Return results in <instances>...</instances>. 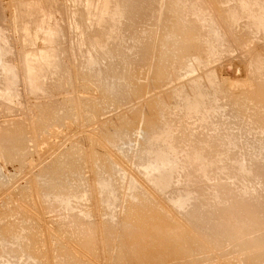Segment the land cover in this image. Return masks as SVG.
<instances>
[{
  "label": "rangeland",
  "instance_id": "1",
  "mask_svg": "<svg viewBox=\"0 0 264 264\" xmlns=\"http://www.w3.org/2000/svg\"><path fill=\"white\" fill-rule=\"evenodd\" d=\"M24 1H25V3H24ZM29 1L30 0H0V39H1L0 40V84H1L0 85V90H1L0 91V136L3 135L0 137V141L2 143H4V144H2L0 142V145H2V146H0V148L2 147L0 149V154H1L0 155V182H1L0 183V245H1L0 251L2 250L0 252V260H1L0 264H2V263L3 264H11V262L8 261L9 259L13 260L12 264H14V262L16 261V259H15L16 254H17V260L18 261H16L15 264H19L20 260H23V261H21V264H24L25 261L28 262V260L30 259L29 257L32 258V256L34 259L32 258L30 260L32 262H29L28 264H31V263L32 264L33 263L34 264H65V263H67V264H123V263L124 264L125 263L130 264L131 262H132V264H138V263L142 264V262H145L144 264H156L157 262H159V264H264V217H263L264 216V212H263L264 211V183H263L264 180L259 178L260 175L262 178H264V175H263L264 174V149H263L264 148V128H263L264 127V106H263L264 105V92H263L264 91V88H263L264 87V84H263L264 83V73H262V72H264V65H263L264 64L263 63L264 62V35H263L264 34V24H263L264 23V21H263L264 20V12H263L264 7L263 6L264 5H262V4H264V0H259V2L257 0H254V1L250 0V2H249V0L248 1H246V0H239V1L238 0H236V1H234V0H231V1L230 0H210V3H209V0H191V1L190 0H183V1L182 0H180V1L179 0H171V1L170 0L169 1L168 0H161V1L160 0H151V1L145 0L148 2L146 9H144L143 7L141 8V6L137 5L138 8H140V9L137 10V13L135 14L136 20H135V18H131L132 21L134 19V21H135V22L133 21L134 23L131 21H128L130 19L129 16L127 17L128 19L125 18L127 16L128 12H126L125 17L121 16L120 19H118L119 20V22H118L117 18H116L117 15L115 16L114 11H111V9H114V10H115V8L117 9L121 5L119 3L123 2L124 0H118V2H117L118 4L115 3L116 0L115 1L114 0H110V1L107 0V2L104 0H102V1L97 0V2L99 4L96 3V0H94V1L91 0L92 3L90 2V0H31L30 2H33V1L36 2L37 1L36 4H37V6L38 5L39 6L38 7L36 6L35 7L36 9L33 8L34 6H28L26 4ZM40 1H42V2L40 3ZM225 1H228L229 3L228 2L226 3ZM237 1H238V3L241 2L240 6L237 3ZM38 2H39V4H38ZM81 2H82V4H81ZM203 2H205V3H203ZM231 2H234V3H231ZM246 2H247V4H246ZM251 2L254 4H252ZM44 3L46 5H42ZM113 3H115V6H116L114 8H112L114 6ZM242 3H245L246 6L244 7V4L242 5ZM260 3H261V5H260ZM22 4H24V7L22 6ZM49 4H50V6H49ZM150 4L152 5V7L150 6ZM228 4H230V5H228ZM249 4L252 6L251 8L248 7V6H250ZM256 4L257 5L259 4L258 7L256 6ZM25 5H27V6H25ZM40 5H42L44 7V9H43L44 11L42 10ZM92 5L94 8L92 7ZM184 5H185V7H184ZM214 5H215V7H214ZM216 5L218 7H216ZM221 5H223V6H221ZM85 6H86V8L88 7V9L91 10V13L88 9L85 8ZM90 6H91V8H90ZM137 6H135V8ZM209 6L212 8H210ZM226 6H227V9L225 8ZM238 6H239V9L237 8ZM255 6L257 8H259V7L260 8L257 10V8ZM261 6L263 7L262 9H261ZM25 7H28L30 9H26ZM47 7H49V8H47ZM108 7H109V10H108ZM110 7H111V9H110ZM230 7L231 8L234 7L233 9H237L239 11H237V10L234 11L233 9L231 11L228 9ZM241 7H243V10ZM254 7L256 8L255 10H253ZM22 8H24V9L22 10ZM45 8H47L48 10L47 9L45 10ZM102 8L104 9L103 13H102ZM181 8L184 10H182ZM202 8H203V10H201ZM224 8H225V12L223 10H221ZM244 8H245V10H246V8H247V10L249 8L253 12V14L252 13L250 14L251 11H247V10L246 11L249 14H246L247 12H245ZM38 9H40V10H38ZM98 9L101 11V13L98 11ZM216 9L217 10L220 9L219 10L220 14L217 13L219 11H217ZM154 10L156 13H154ZM180 10H182L184 12H182ZM212 10H216L217 12L215 13ZM240 10L243 11V13H241ZM23 11L24 12L26 11V15ZM107 11L108 12L110 11V12L107 13V15H106L105 13ZM138 11H140V12H138ZM166 11H168V12L165 13ZM169 11H171V13ZM209 11H210V13H209ZM175 12L177 14H175ZM180 12L182 13V15ZM212 12L214 14H217V15H215V18L213 16H211V17L209 16V15H213ZM229 12L231 13V15ZM93 13H96V14H93ZM150 13H152V14H150ZM233 13L235 14V16L238 19L235 16L234 17L236 19L234 17H232ZM239 13H240V15H239ZM47 14L50 16H48ZM91 14H92V16H91ZM102 14H104L103 18H101ZM170 14L172 16H170ZM222 14H223V16H221ZM88 15H89V19H88ZM95 15H97V16H95ZM148 15H150V16H148ZM246 15H250L252 17L248 16V18H246L245 17ZM38 16H39V18H38ZM98 16H100V17L98 18ZM137 16H139L140 18ZM145 16H147V17H145ZM181 16L184 17V20L182 19L183 17L181 18ZM229 16L231 17V20L237 21L236 24H234V21L231 22V24L232 25L234 24V26H232L231 24L229 25V23H228V25H229L228 27H230V30H229V28H226L227 22L231 21V20L230 21L228 20V19H230ZM131 17H133V16H131ZM35 18H36V21H35ZM113 19L115 20V22L113 21ZM164 19H165V21H164ZM241 19L242 20L244 19V20L240 21ZM38 20H40V22ZM42 20H43V22H41ZM97 20H100V21L97 22ZM110 20H112L113 23L110 22ZM226 20H228V21H226ZM238 20L242 23L238 24L239 23ZM127 21L129 22V24H131V26L128 25ZM161 21L165 22L166 24L161 22ZM185 21L188 22L187 23L188 26H185L187 24H183V23H186ZM211 21H213V23ZM225 21H226V24L223 25L225 23ZM195 22L197 25L196 29L194 26ZM244 22L245 23L249 22L250 24H247V23L245 24ZM106 23H108L109 25H107ZM110 23H112V24H110ZM114 23L116 25L118 24L119 26L118 25H117L118 27L115 26ZM149 23H151V24H149ZM211 23L213 26H214V24H216L213 27L214 31H213V28H210V27H212ZM243 23H244V25H243ZM102 24L105 26L107 25V27H108V28L106 27L107 30L105 29V27H103ZM134 24H136V25H134ZM204 24L206 26H204ZM41 25L44 27V31L47 30L46 28L50 27L51 30H52V28L55 29L54 30L55 32L51 33V32H49L51 30H48L46 32L48 34H46L44 31L42 32V29L40 28V27H42ZM110 25L113 26V28L110 27ZM45 26H46V28H45ZM224 26L228 31H225L226 29L223 28ZM231 26H232L233 30H232ZM235 26H236V29H234ZM166 27H168V28H166ZM187 27H189V28H187ZM199 27L203 28V29H201L202 31L200 29H197ZM251 27H252V29H251ZM56 28H58V29H56ZM109 28L112 30H110ZM139 28L141 29V31H139L140 30ZM170 28H171V30H170ZM216 28H217V30L215 31ZM91 29H93V30H91ZM114 29L118 30L119 32L116 30L113 31ZM152 29H153V31H152ZM100 30H102V31H100ZM109 30L111 32L112 31L115 32V34L113 32L112 33L107 32ZM142 30H144V31H142ZM145 30H146V32H145ZM185 30H186V32H185ZM210 30H211V32L213 31L212 34L210 33ZM104 31L106 32V34H104L105 37L110 36L112 34L110 37H106L109 40H106L104 38L103 34L102 35L99 34V33H104ZM130 31H131V33H130ZM136 31H137V33H136ZM230 31L232 32V35L235 34L233 36L235 37L236 40L232 39L233 36L229 33ZM217 32H219V35H217L218 34ZM43 33L46 35H44ZM161 33H162V35H161ZM138 34H141V35L139 36ZM157 34H158V36H157ZM184 34H187V35H184ZM48 35L51 37H49ZM125 35H127L129 37H127ZM149 35H151V36H149ZM213 35H215V36H213ZM45 36H48L49 38L48 37L45 38ZM97 36H98V38H97ZM99 36L101 39L103 37L101 43L103 44L104 47L106 46L105 48L100 43L101 39L99 38ZM218 36H219V38L222 36L220 38L221 42L219 41V45L221 43V46H219L218 42H216V41H218ZM236 36H237V38H236ZM56 37H58V38H56ZM126 37H127V39H126ZM159 37H160V39H159ZM163 37H165L166 39ZM213 37H215V38H213ZM112 38H114V40ZM145 38L148 41L144 40ZM89 39H90V41H89ZM92 39L94 41H95V39H97V40L99 39V41H97V42H99L98 46H96L97 42H94ZM111 39L113 41H111ZM140 39H142V40H140ZM198 39H200V40H198ZM103 40L106 42H103ZM213 40H215V41H213ZM120 41H121V43H120ZM127 41L128 42L130 41L129 42L130 44ZM145 41H147V42H145ZM215 42H216V44H215ZM87 43L88 44L90 43V44L88 45ZM91 43H93V44H91ZM167 43H168V45H167ZM195 43H196L195 47H197V46L199 47V48L197 47L198 48L197 50L194 49ZM205 43H208L209 46L207 44L204 47ZM211 43L213 45H210ZM120 44H122V45H120ZM91 45H93L94 47L92 46L93 47L92 48ZM216 45H218L219 47H222V48H220L222 50H219L218 46H216ZM107 46H110V47H107ZM207 46H208V48L210 46H212V47L208 49ZM214 46L217 48H214ZM96 47H98V48H96ZM125 47H127L126 50H125ZM163 47H165V48H163ZM170 47L174 48V49L170 50L169 49ZM188 47H189V49H188ZM140 48H143V49H140ZM92 49H96V50L93 52ZM215 49L216 50L218 49V51L215 52L217 54H214ZM210 50L213 51V53H210L211 52ZM39 51L47 52L48 57H49V58H47V60L49 62L46 60V63H45V60L38 58V56H40ZM167 51H169V52H167ZM189 51L192 54L189 53ZM220 51H222V53ZM131 52L133 54H131ZM141 52H143V54ZM182 52H183V55H182ZM185 52H187V53H185ZM87 53H89V54H87ZM164 53H166V54H164ZM168 53H170V54H168ZM32 54L34 55V57ZM184 54H187V55L184 56ZM81 55H82V57H81ZM85 55H87V57H89V59L83 58V57H86ZM188 55L190 58L188 57ZM207 55L210 57H208ZM23 56H24V58H23ZM28 56H30V58H32L34 60L36 58L37 61L36 60L35 61L38 64H40L39 65L40 71L38 70V74H37L38 75L37 77H39V78L36 79L37 80L36 83H32L31 80L28 79V62H27L28 61L27 58L29 59ZM59 57H60V60H58ZM61 57H62V59H61ZM133 57H134V60H133ZM172 57H173V59H172ZM191 57H193L195 59V61H193L194 59ZM50 58L52 59L53 63L51 62ZM92 58L95 62L90 61ZM120 58H123L124 63H123L122 59H120ZM126 58H127V60H126ZM130 58H131V60H130ZM210 58H211V60H213L212 58H215L216 61L215 60L211 61V60H209ZM32 59H29L30 62H35ZM53 59L55 62L53 61ZM168 59H170V60L168 61ZM183 59H186L187 61L190 60L187 63L189 65V67L191 68V71H192L191 66H193L194 64L195 65L193 66V70L194 69H197V70H194L191 72L189 70L190 68L188 67L187 63H184L186 61H184ZM191 59H193V60H191ZM201 59H202V62H201ZM88 60L90 61V63L88 62ZM196 60H199V61H196ZM205 60H208V61H205ZM111 61H112V63H111ZM192 61L194 62V64L192 63L193 65H191ZM59 62H61V63H59ZM87 62H88L89 66L88 65L86 66ZM120 62H122V63H120ZM166 62H167V64H166ZM196 62H198V64ZM100 63H101V65H100ZM131 63H132V65H131ZM199 63H202V64L200 65ZM49 64H51V65L49 66ZM61 64H63V65H61ZM181 64H182V66H181ZM81 65H83V66H81ZM92 65H93V67H92ZM198 65H200V66H198ZM2 66H4V67H2ZM41 66H44V67H41ZM148 66H151V67H148ZM183 66L185 67V69H183V71H185V70H187V71H185V72L182 71ZM58 67H61V68H58ZM143 67H145V68H143ZM41 68L44 70H42ZM51 70L53 72H51ZM120 70L122 73L120 72ZM35 71H36V69L34 70V72ZM45 71H47V72H45ZM55 71H59V72H55ZM92 71L94 72V74ZM188 71H189V74H188ZM209 71H210V73H208ZM167 72H169L170 74ZM182 72L185 74L184 76H182V74H183ZM61 73L63 74V76ZM164 73H167V74H164ZM207 73H208V76H207ZM257 73H259L260 75ZM121 74H123V75H121ZM160 74H162V76ZM178 74H181V75H178ZM90 75H92V76H90ZM64 76H66V77H64ZM169 76H170V78H169ZM97 78L101 79V80H98ZM200 78H202L203 81ZM56 79L58 81H56ZM48 80L49 81L51 80V81L49 82ZM115 80H118L120 82V84H121V82H122V84L124 82V85L126 86V88H128L129 94L125 95L126 96V97L124 96L125 98L120 96L119 92H118L119 93V95H118V93L116 92L115 89H114L115 92L113 91V89L111 90V88H113V86L117 87L120 85L119 82L115 81ZM164 80H165V82H164ZM191 80H193V81H191ZM195 80H196V82H195ZM42 81H43V83H42ZM200 81H202V82H200ZM45 82H47V84H45ZM106 82H107V84H106ZM114 82L115 83L118 82L119 85L114 84ZM180 82H182V83L180 84ZM195 84H196L197 88L194 87ZM209 84H210V86H209ZM256 84L257 85L262 84V85L257 86ZM39 85H41V86H39ZM42 85H44V86H42ZM159 85H161V86H159ZM206 85H208V86L206 87ZM34 87H35V89H34ZM119 87H122V85H120ZM144 87L146 89H144ZM184 87H185V89H188V90L182 89ZM188 87H190V88H188ZM219 87H220V89H219ZM259 87H261V88H259ZM51 88H53V89H51ZM100 88L102 90H100ZM216 88H217V90H216ZM42 89H44V90H42ZM260 89H263V91L261 90V93L259 91ZM139 90H140V92H139ZM193 90H195V91H193ZM197 90H198V93H197ZM218 90H220V91H218ZM105 91H107V92H105ZM141 91H142V93H141ZM144 91H145V93H144ZM156 91H158V92H156ZM188 91L190 93L192 92L191 93L192 95L191 94L189 95ZM214 91H216V92H214ZM254 91H256V92H254ZM132 92H133V94H132ZM136 92L137 93L139 92L138 95ZM219 92H220V94H219ZM195 93L197 94V96H195L196 95ZM258 93H260V94H258ZM152 94H153V96H152ZM206 94L209 96H207ZM262 94H263V96H262ZM131 95H133V97ZM140 95H141V97H140ZM127 96H128V98H127ZM158 96H160L159 97L160 100H159ZM204 96H207V97H204ZM257 96H259V97H257ZM69 97L73 98L74 100H72ZM90 97L92 100H88ZM134 97H136V98H134ZM194 97H195V99H194ZM201 97H202V99H201ZM209 97L210 98L212 97V99H210ZM119 98H121V99H119ZM142 98H143V101H142ZM190 98H191V100H190ZM184 99H186V101ZM70 100H72V101H70ZM152 100L155 103H157V101H158L157 105H159V106H155L153 108L152 112H154L153 114L155 117L153 116V114L151 112V117H153V118L158 117L157 120L152 118L154 120L155 126L152 124L153 120L151 119V117L149 118V120H146V119H148V116H150L147 111L150 110L151 104H154V103H150V102H152ZM200 100H201V102H198ZM191 101H194V102H191ZM257 101H258V103H256ZM212 102H213V104H212ZM259 102H263V103H259ZM52 103H53V105H51ZM169 103L172 104L171 105L172 107L170 106ZM205 103H207V104H205ZM208 103H211V104H208ZM36 104L38 106H36ZM143 104H144V106H143ZM54 105H55V107H54ZM165 106H166V108H164ZM178 106H180V108H178ZM181 106H182V108H181ZM183 106H185V107H183ZM206 106H208V107H206ZM91 107L94 109H92ZM233 107H235V108H233ZM50 108H53V109H50ZM96 108H98V109H96ZM184 108H186V109H184ZM194 108L196 110H199L198 113ZM231 108L234 110H231ZM140 109H142V110H140ZM187 109H189V110H187ZM192 109H194V110H192ZM211 109H212V111H211ZM214 109L216 112L214 111ZM86 110H89V111H86ZM204 110H206L207 112H204ZM236 110H237V112H236ZM50 111H51V113H50ZM92 111H93V113L90 114V112H92ZM192 111H194V112H192ZM224 111H226V113ZM232 111H233V113H232ZM175 112H176V114H175ZM44 113H45V116H44ZM48 113L50 116L48 115ZM182 113H184V114H182ZM199 113H200V115L201 114L202 115L200 116ZM204 113H206V114H204ZM52 114H53V116H51ZM87 114H88V116H87ZM163 114H164V116H161ZM156 115H159L160 118H159V116H156ZM58 116L60 118H58ZM124 116L127 118L122 119L121 117H124ZM183 116H185V117H183ZM118 118H120V119H118ZM131 118H132V120H131ZM128 119L131 122V124H130L131 127H130V125L127 126L128 128H130L129 130L126 128L127 132L129 134L124 133L125 134L124 135L121 132V130L123 128L122 126L124 124L122 123V125H121L120 121L127 123L129 121ZM171 119L173 120V122ZM155 120L158 123L157 122L155 123ZM133 121H134V123H132ZM147 121L149 124L148 126H150L151 124L154 126V127L151 126L152 131L150 130V134H152L153 136L148 135L149 133H147V135L145 134V132H149L148 130L150 129L149 127L147 128V126L143 127L144 124H146L145 122H147ZM150 122H152V123H150ZM168 122H170V123H168ZM183 122L186 125L182 124ZM40 123H42L43 125L42 124L40 125ZM115 123L116 124L119 123V124L116 126ZM164 123H165V125H164ZM171 123L174 125H172ZM156 124H158L157 127H156ZM168 124L170 125L171 128L169 127ZM177 124H179V125H177ZM38 125H40V126H38ZM162 125H164V126H162ZM110 126L115 127L116 130L119 129L118 130L119 134H121L120 137L118 135V131L113 130V132H115V134L113 132H111L113 128ZM199 126H200V128H199ZM142 127H143V130L141 131ZM165 127H167V128H165ZM181 127L182 128L184 127V128L182 129ZM108 128L110 130H108ZM187 128H188V130H187ZM258 128H260V129H258ZM144 129H148V130L144 131ZM161 129H162V131H161ZM170 129H171V131H170ZM172 129H174L176 132L172 131ZM185 129L188 132H186ZM200 129H201V131H200ZM3 131H5V132H3ZM158 131H159V133H158ZM160 131L163 133V135ZM259 131H260V133H259ZM154 132H156V133L153 134ZM190 133H193L194 135L190 134ZM14 134L16 137L14 136ZM111 134L113 136H115V139ZM116 134L118 137L116 136ZM259 134H261L262 136ZM126 135L127 136L129 135V137H126ZM157 135H159L160 137L158 138ZM172 135H174V136H172ZM192 135H193V137H192ZM202 135L204 138L202 137ZM205 135L207 136V138H205L206 137ZM10 136H11V139H10ZM110 136H112L114 141L112 140V138ZM148 136H150L149 137L150 139L148 138ZM154 136H157V137H154ZM122 137H124L126 141L123 142L124 138L120 139ZM168 137L172 141L169 142L168 140H170V139ZM1 138H2V140H1ZM6 138L8 141L6 140ZM216 138H218V139H216ZM221 138H223V139H221ZM18 139L19 140L21 139V140L19 141ZM22 140H23V142H22ZM149 140L152 142L154 141L152 146H151V144H149V146H147V144L150 142ZM164 140H166V142H162ZM194 141L195 142L197 141V142L191 143ZM152 142H150V143H152ZM21 143H23V144H21ZM197 143H199V144H197ZM252 143H253V146H252ZM17 144H18V147H17ZM156 144L157 145L159 144L161 146L158 145L156 147L155 146ZM4 145H6V146H4ZM113 145H115L116 148ZM168 145H170V146H168ZM171 145L172 146L174 145L173 148L175 149L176 152L173 151L174 149L171 147ZM8 146L10 147L9 149H8ZM19 146L21 148H19ZM154 146L156 147V149ZM189 146H191V147H189ZM199 146L203 149H201ZM72 147H74V148H72ZM149 147L152 149V151H151L152 153H150L151 149ZM168 147H171L172 149L171 148H169V149L172 150L173 153L179 154L180 157H177L178 155L177 154L175 155L173 153L172 154L174 156L172 157V154H171L172 151L168 150ZM217 147H218V149H217ZM222 147H224V148H222ZM237 147H239V148H237ZM5 148L7 150H5ZM121 148H123V149L121 150ZM163 148H164V150H165V148H167V150H168V151L166 150L167 153H164L166 151H164ZM73 149H74V151H73ZM157 149L159 150V152H156ZM161 149H162L163 153L161 152ZM180 149H182V150H180ZM190 149L191 150L193 149L194 152H193V150L190 151ZM211 149H212V151H211ZM235 149H237V150H235ZM195 150H196V152L198 151L197 153H198L199 157L196 156L197 153H195ZM12 151H14V152L12 153ZM140 151H143V152H140ZM199 151L202 153V156H201V153ZM62 152L64 155L62 154ZM144 152H145V154H144ZM183 152H185V153H183ZM8 153L9 154L12 153V154L9 155ZM146 153H149V154H146ZM188 153H189V155H188ZM192 153L194 154V156H195L194 158L196 159V161L199 160V161H197V166H196V164L195 165L193 164L196 162H194L195 159L191 155ZM241 153L242 154L244 153V154L242 155ZM6 154H8V155H6ZM140 154L142 157H140ZM221 154H222V156H220ZM144 155L147 157L145 158ZM151 155H153L152 158L149 157ZM162 155L165 158L164 164L167 165L168 169L171 168L168 170V175H167V173H165L167 171H164L165 170L164 168H162V169H164V170H162L161 168L154 167V166L159 165V162L157 160H155L154 158H157L159 161L161 160L160 164H162V162L164 160V158H162L163 157ZM143 156L145 159H143ZM184 156H186V157H184ZM187 156H189V157H187ZM21 157H23L24 159ZM169 157L171 159L172 158L175 159V161L172 159L173 161L171 162ZM201 157L204 158V160H202ZM231 157H232V159H231ZM29 158L31 161L29 160ZM139 158H142V159H139ZM187 158H188V162L186 161ZM190 158H192V160ZM208 158L213 159V161H217L215 163L213 161H211V162H213V165L216 164V166H213L212 163L211 164L207 163L210 166H212L213 169L209 165H207L206 162L204 163V161L210 162V160H208ZM56 159H58V160L55 161ZM205 159H207V160H205ZM258 159H260V160H258ZM142 160H146V161L150 160L151 162L150 161H147V162H150L153 164L148 165V163L146 161L142 162ZM153 160H155V161H153ZM225 160H227V161H225ZM229 160L232 161V162H230V165H229ZM235 160H236V163L237 162L239 163V164L237 163L238 167L235 166L236 165ZM255 160L257 161V163ZM16 161H18V162H16ZM60 161L63 163V165H61L62 163L59 164ZM178 161H179V163L177 164ZM180 161H181V164L185 163L184 164V165H186L185 167H187V166L188 167L185 168L184 166H182L180 164ZM192 161H193L192 165H194V167H192L191 164H190V166L187 165V164H189V162L191 163ZM233 161H234V163H233ZM239 161H241L242 164H240L241 162H239ZM156 162L158 164L155 165L154 163H156ZM173 162H175L176 164ZM70 163H73V164L69 165ZM142 163H143V166H145V167H142ZM203 163H204V165H203ZM255 163L259 164V165L261 164L260 167H262V166L263 167L262 168L257 167L258 165H256ZM52 164H53V166H51ZM145 164H147V165H145ZM179 164L181 167L178 166ZM199 164H200V166H199ZM217 164H219V165H217ZM233 164H235L234 167H233ZM243 164H244V166H240ZM64 165H65V167H64ZM172 165L175 166V170L173 169L174 167L172 168ZM38 166H40V167H38ZM96 166H98L99 168ZM107 166H108V168H107ZM136 166H138L139 169H137ZM148 166L151 169L152 168L153 169L155 168L156 170L158 169L157 172L154 171L155 169L151 170ZM217 166L220 167V169ZM221 166H223L224 170L222 169ZM239 166L241 168H239ZM246 166L249 168H247ZM115 167H117V168L115 169ZM176 167H177V169H176ZM195 167L197 168V170L200 171V174H201V172L204 171L202 173V176L206 175L207 177L204 176L206 179L203 177L204 180H201L202 176L200 174H198L199 171H196ZM199 167L200 168L201 167L202 168L203 167L204 168L210 167V168H208V169L206 168V170L203 168L201 170ZM255 167L258 168V171H257V168L255 170ZM55 168L58 169V172H57V169H55ZM183 168L186 170V172ZM236 168H238V169L236 170ZM242 168H243L246 176H244L245 174H243L244 173L243 170H240ZM259 168L263 171H261ZM98 169H100V170H98ZM143 169L144 170L147 169V170L144 171ZM187 169H188V172H187ZM218 169L220 171L222 170L221 173ZM225 169H226V171H225ZM232 169H234V170H232ZM245 169H248V171H246ZM249 169L250 170L252 169V170L249 171ZM110 170H112V171H110ZM138 170H140V171H138ZM160 170H162L161 172H164L163 178H164L165 182L167 181L165 179L170 178V176L172 177V174H175V173L177 174L176 177L174 175V177H175L174 180H172V178H170L168 180L169 182L168 181L166 182L167 185H169V187H167V185H165L164 182L163 183L161 182V181H163V178L161 179L163 173L162 174L160 173L161 177H159L158 173L160 172ZM166 170H167V168H166ZM183 170H184V172H183ZM49 171H51V172H49ZM59 171H61V172H59ZM141 171H142V174H141ZM152 171H154V172H152ZM229 171H230V173H229ZM231 171L232 172L238 171V172H234V174H232ZM239 171L240 172L242 171V172L240 173ZM255 171H257V172L260 171L259 172L260 175L255 173ZM111 172H112V175H111ZM150 172H152V174L154 173L153 174L154 176L153 175L151 176ZM170 172L172 174L169 175ZM193 172H194L195 178L193 176H192V178H190L191 175H193ZM207 172H209L211 175H209V173H207ZM50 173H51V175H50ZM146 173H147V175H146ZM148 173H149V175H148ZM180 173H182V174H180ZM183 173H186V174L183 175ZM204 173H206V174H204ZM239 173L241 174L242 177L243 176H244V178L246 177L244 179L245 181L241 180L239 182L240 184L237 182V179H238V181L240 179H242L241 177H239L240 176ZM143 174L146 176H143ZM155 174H157V175H155ZM178 174H179V176H178ZM188 174L189 175L191 174V175L189 176ZM215 174H216V176H215ZM228 174H230L234 179L231 178V176ZM250 174H251V176H250ZM58 175H59V177H57ZM97 175H99V176H97ZM185 175L188 177L189 180L186 179L187 177ZM219 175H220V177H219ZM118 176H119V178H118ZM148 176H149V179L154 177V179H151V180H155L156 182H159V183L161 182V183L156 184L155 181H154L155 183L152 182L151 180H149L150 182L147 181ZM155 176H158L161 179V181H159L160 179L158 177H155ZM167 176H169V177H167ZM199 176H201L200 179H199ZM208 176H211L212 178L210 177V179H209ZM41 177H43L45 180ZM98 177L100 178V182L103 180L101 185H98V184H100V182H98L99 181ZM236 177H238V178L235 179ZM95 178H97V179H95ZM156 178H157V180H156ZM177 178L179 180H176ZM196 178H197V181L195 180ZM247 178H252L255 181L251 180V179H247ZM192 179H194V180H192ZM259 179H260V181H259ZM61 180L63 182H61ZM120 180H122V181H120ZM170 180H172V182ZM205 180H207V182ZM234 180H235V182H234ZM248 180H250V181H248ZM199 181H201V183ZM181 182H183V183L180 184ZM243 182L246 183L244 187L246 188V185H247L246 189L248 191L244 187H241V189H240V186L244 185ZM65 183H66V185H65ZM150 183L155 184V186H153ZM204 183H208V184L205 185ZM47 184L50 186V188L47 186ZM162 184L164 185V187ZM170 184H172V185L170 186ZM238 184H239V186H238ZM252 184L254 185V187ZM59 185H61V186H59ZM104 185H106L105 188L103 187ZM107 185H109V186H107ZM156 185L160 186L161 188L163 187L162 189H160L158 187V189L162 190L163 192L158 190L156 188L157 187ZM101 187L103 188V191H101L102 190ZM165 187L167 188V190H165L166 189ZM198 187H199V190L197 189ZM71 188H73V189L71 190ZM107 188L109 190L108 193L106 190ZM236 188H238L239 190H237ZM81 189H83V190H81ZM94 189H96V190H94ZM104 189L106 190V192ZM250 189L253 192H251ZM62 190H63V192H62ZM98 190H100V192ZM215 190H217V191L215 192ZM254 190L256 191V193L254 192ZM76 191L79 194L76 193ZM133 191L134 192L136 191V192L134 193ZM177 191L179 194L182 193V195H184V196H182L181 194L178 195ZM188 191H190L192 194ZM64 192H66L68 194V196L70 194V196L68 197L69 199L66 198L67 195L65 196L66 193L64 194ZM72 192H74V194ZM80 192H82V193L80 194ZM184 192L187 194L188 197H190L191 200L190 201L188 200L189 202L186 199L184 200V197L189 199L187 196H185L186 194ZM240 192H241V194H240ZM245 192L246 193L250 192V193L246 194ZM112 193H114V194L116 193L115 194L116 199H112V200L110 199V198H112V196H113V198L115 197V195ZM171 193L172 194L177 193L180 200L179 199H177V200L170 199L172 197ZM252 193H253V195H252ZM54 194L56 196H54ZM218 194L220 196L221 195L222 196L220 197ZM77 195H78V197H77ZM101 195H102V199L106 198L105 199L106 201L110 200L108 203L112 202L111 205L115 202L117 203V204H115V207H114V205H112L113 210H111L112 207H111V209L108 208L111 205H109L106 201H105L106 204L102 203V202H101L102 204H100V202H99L100 200L98 201V199L101 198L100 197ZM103 195H105L106 197L105 196L103 197ZM107 195H108V197H110V198H108L109 200H107ZM175 195L176 194H173V196H175ZM177 195L175 197H172V198L176 199ZM191 196H192V198H191ZM250 196H251V198H250ZM180 197L183 198V201H187V202H182ZM243 197H245V198L243 199ZM52 198L53 199L56 198V199L53 200ZM57 198H59V199H57ZM60 198H62V199L60 200ZM73 198H74V200H73ZM168 198L170 200H168ZM138 199H139V201H138ZM143 199L146 201V203ZM200 199H201V202H200ZM205 199H207V200H205ZM242 199H243V201H242ZM58 200H60V201H58ZM68 200H71V201L68 202ZM234 200H235V202H234ZM77 201H79V202H77ZM170 201H171V203H169ZM174 201L177 202L176 206L174 205V203H175ZM178 201H180V203ZM239 201H241V202H239ZM103 202H104V200H103ZM142 202H144V203H142ZM47 203H49L51 205H48ZM72 203H74V204H72ZM138 203H140V204H138ZM178 203H179V205L180 204L181 205L179 206ZM185 203H187V204H185ZM52 204H53V207H52ZM103 204H105V205H103ZM197 204L198 205L200 204L198 208L196 207V206H198ZM254 204H255V206H254ZM260 204H262V205H260ZM63 205H64V207H62ZM101 205L103 208H101ZM136 205H137V207H139V205H141V207L142 206L144 207V205H146L148 207H147V209H145L146 207L145 208L142 207L143 208V211H142L141 208L135 207ZM212 205H215V206H213L214 208L212 207ZM241 205H242V207H241ZM133 206H134V208H133ZM178 206L181 208L182 211L178 210V209H180V208H178ZM225 206H227V207H225ZM49 207H51V208H49ZM71 207L73 208V210ZM81 207H82V209H81ZM105 207H107V208H105ZM131 207L133 209H131ZM255 207H256V209H255ZM186 208L188 210L184 211L183 209L186 210ZM105 209H108V212L110 210V213L107 212L105 214V212L107 211ZM224 209H226V211ZM238 209H239V211H238ZM247 209L251 212L253 210V212H254V215H252L253 219L248 218L249 221L246 219L247 217H245L246 213L243 214V212H245ZM68 210H69V212H68ZM210 210H211V212H210ZM236 210L238 211V213ZM133 211H135V212H133ZM189 211H191V212H189ZM194 212H195L196 216L194 215ZM253 212H252V214H253ZM155 213H156V215H155ZM190 213H191V215H190ZM240 213L243 214V216H241ZM109 214L111 215V217H109L110 216ZM236 214H238V215H236ZM105 215H107V216H105ZM113 215H114V217H113ZM257 215H259V216H257ZM190 216H192V217H190ZM193 216L195 217V219ZM254 216H256L257 218L255 219ZM240 217L241 218L244 217V219H242V220H244V222L247 223V221H248L249 224L251 223L250 226L248 225V223L246 224V226L243 225L245 223L240 219ZM76 218H79V219L77 220ZM163 219H164V221H162ZM106 221H107V223H106ZM161 222H162V224H161ZM163 222L165 224H163ZM210 222H212V223H210ZM225 222L228 223V225H226ZM208 225H209V227H208ZM8 226H11V227H8ZM139 226H141V227H139ZM160 227L162 228V231L160 230L161 229ZM156 229H158V230H156ZM15 230H16V232H15ZM155 230H156V233H155ZM163 230H164V232H163ZM199 231H201V232H199ZM139 232L141 235L139 234ZM14 233H15V235H13ZM160 233H161V235H159ZM175 233H177V234L180 233V234L177 235ZM168 234H170V235L173 234L175 236L172 237L173 235L170 236ZM133 235H136V236H133ZM138 235H140V236H138ZM143 235H145L144 238H143ZM176 235L178 238L176 237ZM190 235H192V236H190ZM5 236L7 238H5ZM10 236H13V237L11 238ZM185 236H187L189 238H187ZM24 237H26V238H24ZM135 237H137L139 240H136ZM162 237H165V238H162ZM142 238L144 241L140 240ZM185 238H186V240H185ZM11 239H12V241H10ZM134 239H135V241H134ZM178 239H179V241H177ZM16 240H18V241L16 242ZM159 240L163 241V242H160ZM170 240L172 242H170ZM2 241H4V242H2ZM133 241L134 242L138 241L137 245ZM142 241L146 242V243L143 244ZM140 242H141V244H140ZM166 242H168V243L166 244ZM17 244H18V246H17ZM165 244H166V246H165ZM140 245H141V247H140ZM4 246H6V247H4ZM155 246H157V247H155ZM142 247H143V249H142ZM13 248H15V249H13ZM127 248H128V250H127ZM131 248H133V250ZM137 248H139V249H137ZM149 248H150V251L152 253L148 250ZM146 249H147V251H146ZM176 249H177V251H176ZM160 250H162V251H160ZM144 251L146 252V255H145ZM158 251L161 252L162 254L159 253ZM169 251H171V252H169ZM138 252H141V253H138ZM164 252H167V253H164ZM3 254H4V256H3ZM127 254H128V256H127ZM136 254H137V257H136ZM153 254L155 257L153 256ZM8 255L10 258L8 257ZM25 255H27V256L29 255L28 260H27ZM156 255H157V258H156ZM6 256H7V259H6ZM139 256L142 258L143 257L144 258L146 257V258L140 259ZM151 256H153L154 258L152 259ZM148 258H150V259H148ZM161 259H163V260H161ZM3 260H4V262H3ZM134 260H135V262H133ZM144 260H146L147 262ZM138 261H141V262H138ZM151 261H153L155 263H153V262L151 263ZM42 262H44V263H42Z\"/></svg>",
  "mask_w": 264,
  "mask_h": 264
},
{
  "label": "bare ground",
  "instance_id": "2",
  "mask_svg": "<svg viewBox=\"0 0 264 264\" xmlns=\"http://www.w3.org/2000/svg\"><path fill=\"white\" fill-rule=\"evenodd\" d=\"M30 1H31V0H30ZM30 1L27 2L26 4H27L28 6H34L33 8H35V7L37 6V4H36L37 1H36V2H35V1L30 2ZM92 1H94V0H92ZM98 1H99V0H98ZM100 1H102V0H100ZM104 1L107 2V0H104ZM108 1H110V0H108ZM114 1H115V0H114ZM143 1H144L145 3H144ZM150 1H151V0H150ZM160 1H161V0H160ZM168 1H169V0H168ZM170 1H171V0H170ZM179 1H180V0H179ZM182 1H183V0H182ZM190 1H191V0H190ZM230 1H231V0H230ZM234 1H236V0H234ZM238 1H239V0H238ZM238 1H237V3H238ZM246 1H248V0H246ZM253 1H254V0H253ZM257 1L259 2V0H257ZM41 2H42V1H40V3H41ZM43 2H44V1H43ZM84 2H85V1H84ZM84 2H83V3H84ZM90 2H91V0H90ZM90 2H89V3H90ZM117 2H118V0H116L115 3H117ZM154 2H155V1H154ZM154 2H153V3H154ZM175 2H176V1H175ZM225 2L227 3L228 1H225ZM249 2H250V0H249ZM258 2H257V3H258ZM24 3H25V1H24ZM49 3H50V2H49ZM86 3H87V2H86ZM91 3H92V2H91ZM91 3H90V4H91ZM96 3H98L97 0H96ZM96 3H95V4H96ZM115 3H113L114 6H113L112 8L116 7V6H115ZM147 3H148V2L145 1V0H124L123 2L119 3V4H121V5H120L117 9L115 8V10H114V9H111V7H110V9H111V11H114V15H115V16L117 15L116 18H117V21H118V22H119L118 19H120L121 16H123V17L126 16V15H125L126 12H128V13H127V16H126L125 18H127V17L129 16L130 19H129L128 21L133 22L134 19H133V21H132L131 18H135V17H136L135 14L137 13V10L140 9V8H138V6H141V8L143 7L144 9H146ZM149 3H150V2H149ZM178 3H179V2H178ZM178 3H177V4H178ZM181 3H182V2H181ZM192 3H193V2H192ZM203 3H205V2H203ZM209 3H210V0H209ZM213 3H214V2H213ZM226 3H225V4H226ZM228 3H229V2H228ZM231 3H234V2H231ZM231 3H230V4H231ZM240 3H241V2H240ZM240 3H238L239 6H240ZM251 3H252V2H251ZM251 3H250V4H251ZM20 4H21V3H20ZM38 4H39V2H38ZM75 4H76V3H75ZM81 4H82V2H81ZM84 4H85V3H84ZM98 4H99V3H98ZM102 4H103V3H102ZM117 4H118V3H117ZM183 4H184V3H183ZM197 4H198V3H197ZM230 4H228V5H230ZM238 4H237V5H238ZM243 4H244V7H245V6H246L245 3H242V5H243ZM246 4H247V2H246ZM250 4H249V5H250ZM252 4H254V3H252ZM27 5H25V6H27ZM42 5H46V4L44 3V4H42ZM42 5H40V6H41V8H42V10H43L44 7H43ZM47 5H48V4H47ZM137 5H138V6H137ZM155 5H156V4H155ZM155 5H154V6H155ZM158 5H159V4H158ZM162 5H163V4H162ZM178 5H179V4H178ZM217 5H218V4H217ZM217 5H216V7H218ZM258 5H259V4H258ZM258 5L256 4L257 7H258ZM260 5H261V3H260ZM262 5H264V4H262ZM22 6L24 7V4H22ZM38 6H39V5H38ZM38 6H37V7H38ZM49 6H50V4H49ZM87 6H88V5H87ZM110 6H111V5H110ZM117 6H118V5H117ZM135 6H137V7H136L137 9L135 8ZM150 6L152 7L151 4H150ZM198 6H199V5H198ZM221 6H223V5H221ZM224 6H225V5H224ZM231 6H232V5H231ZM233 6H234V5H233ZM239 6L237 7L238 9H239ZM253 6H254V5H253ZM256 6H255V7H256ZM88 7H89V6H88ZM88 7L86 8V6H85L86 9H88ZM92 7H93V5H92ZM100 7H101V6H100ZM160 7H161V6H160ZM167 7H168V6H167ZM184 7H185V5H184ZM202 7H203V6H202ZM209 7H210V6H209ZM214 7H215V5H214ZM234 7H235V6H234ZM234 7H232V8L230 7V8H228V9L232 11V9H233ZM248 7L251 8L252 6L250 5V6H248ZM255 7H254V9H253V8H252V9L255 10V9L257 8V7L255 8ZM263 7H264V6H263ZM263 7L261 6V9H262ZM25 8H26V9H30V8H28V7H25ZM39 8H40V7H39ZM41 8H40V9H41ZM47 8H49V7H47ZM47 8H45V10H46ZM90 8H91V6H90ZM93 8H94V7H93ZM190 8H191V7H190ZM193 8H194V7H193ZM203 8H204V7H203ZM203 8H202L201 10H203ZM210 8H212V7H210ZM220 8H221V7H220ZM225 8L227 9V6H226ZM225 8H224V9H221V10H223V11L225 12ZM241 8H242V10H243V7H241ZM241 8H240V9H241ZM249 8H248V10H247V8H246V10H247V11H251ZM259 8H260V7H259ZM259 8H257V10H258ZM23 9H24V8H22V10H23ZM35 9H36V8H35ZM40 9H38V10H40ZM96 9H97V8H96ZM147 9H148V8H147ZM150 9H151V8H150ZM154 9H155V8H154ZM181 9H182V8H181ZM194 9H195V8H194ZM206 9H207V8H206ZM38 10H37V11H38ZM47 10H48V9H47ZM88 10H89L90 13H91V10H90V9H88ZM108 10H109V7H108ZM151 10H152V9H151ZM165 10H166V9H165ZM168 10H169V9H168ZM182 10H184V9H182ZM182 10H180V11H182ZM191 10H192V9H191ZM216 10H217V9H216ZM216 10H212V11H214V12L216 13V12L219 11L220 9L217 10V11H216ZM229 10H228V11H229ZM233 10L236 11L237 9H233ZM244 10H245V8H244ZM246 10H245V12H247ZM31 11H32V10H31ZM35 11H36V10H35ZM43 11H44V10H43ZM49 11H50V10H49ZM98 11L101 13V11H100L99 9H98ZM143 11H144V10H143ZM158 11H159V10H158ZM174 11H175V10H174ZM231 11H230V12H231ZM237 11H239V10H237ZM240 11H241V10H240ZM261 11H262V10H261ZM23 12H24V11H23ZM39 12H40V11H39ZM46 12H47V11H46ZM46 12H45V13H46ZM103 12H104V9L102 8V13H103ZM109 12H110V11H109ZM109 12L107 11L105 14L107 15V13H109ZM138 12H140V11H138ZM160 12H161V11H160ZM167 12H168V11H166L165 13H167ZM169 12L171 13V11H169ZM177 12H178V11H177ZM182 12H184V11H182ZM195 12H196V11H195ZM221 12H222V11H221ZM230 12H229V13H230ZM263 12H264V11H263ZM24 13H25V15H26V11H25ZM90 13H89V14H90ZM144 13H145V12H144ZM154 13H156L155 10H154ZM178 13H179V12H178ZM180 13H181V12H180ZM204 13H205V12H204ZM209 13H210V11H209ZM212 13H213V12H212ZM217 13L220 14V11L217 12ZM234 13H235V12H234ZM234 13L232 14V15H233L232 17L235 16ZM236 13H237V12H236ZM241 13H243V11H241ZM251 13L253 14L252 11L250 12V14H251ZM27 14H28V13H27ZM42 14H43V13H42ZM84 14H85V13H84ZM87 14H88V13H87ZM87 14H86V15H87ZM93 14H96V13H93ZM150 14H152V13H150ZM175 14H177V13L175 12ZM237 14H238V13H237ZM246 14H249V13L247 12ZM29 15H30V14H29ZM35 15H36V14H35ZM47 15H48V14H47ZM103 15H104V14L101 15V16H102L101 18H103ZM106 15H105V16H106ZM179 15H180V14H179ZM181 15H182V13H181ZM185 15H186V14H185ZM190 15H191V14H190ZM215 15H217V14H214V13H213V15H209V16H210V17L213 16V17L215 18ZM230 15H231V13H230ZM239 15H240V13H239ZM30 16H31V15H30ZM48 16H50V15H48ZM48 16H47V17H48ZM84 16H85V15H84ZM91 16H92V14H91ZM95 16H97V15H95ZM131 16H133V17H131ZM148 16H150V15H148ZM154 16H155V15H154ZM160 16H161V15H160ZM160 16H159V17H160ZM170 16H172V15L170 14ZM177 16H178V15H177ZM188 16H189V15H188ZM218 16H219V15H218ZM221 16H223V14H222ZM241 16H242V15H241ZM241 16H240V17H241ZM243 16H244V15H243ZM248 16H249V17H252V16H250V15H246L245 17L248 18ZM42 17H43V16H42ZM99 17H100V16H98V18H99ZM137 17H139V16H137ZM142 17H143V16H142ZM145 17H147V16H145ZM167 17H168V16H167ZM182 17H183V16H181V18H182ZM189 17H190V16H189ZM198 17H199V16H198ZM201 17H202V16H201ZM235 17H236V16H235ZM235 17H234V18H235ZM36 18H37V17H36ZM36 18H35V21H36ZM38 18H39V16H38ZM96 18H97V17H96ZM101 18H100V19H101ZM105 18H106V17H105ZM116 18H115V19H116ZM139 18H140V17H139ZM177 18H178V17H177ZM190 18H191V17H190ZM190 18H189V19H190ZM206 18H207V17H206ZM206 18H205V19H206ZM219 18H220V17H219ZM229 18H230V19H228V20L230 21V20H231V17L229 16ZM236 18H237V17H236ZM236 18H235V19H236ZM33 19H34V18H33ZM43 19H44V18H43ZM49 19H50V18H49ZM88 19H89V15H88ZM127 19H128V18H127ZM127 19H126V20H127ZM148 19H149V18H148ZM159 19H160V18H159ZM165 19H166V18H165ZM165 19H164V21H165ZM175 19H176V18H175ZM182 19L184 20V17H183ZM193 19H194V18H193ZM193 19H192V20H193ZM222 19H223V18H222ZM237 19H238V18H237ZM135 20H136V18H135ZM146 20H147V19H146ZM183 20H182V21H183ZM228 20H226V21H228ZM243 20H244V19H243ZM243 20L241 19L240 21H243ZM15 21H16V20H15ZM38 21L40 22V20H38ZM95 21H96V20H95ZM98 21H100V20H97V22H98ZM105 21H106V20H105ZM108 21H109V20H108ZM113 21L115 22L114 19H113ZM117 21H116V22H117ZM128 21H127V22H128ZM139 21H140V20H139ZM147 21H148V20H147ZM157 21H158V20H157ZM168 21H169V20H168ZM172 21H173V20H172ZM179 21H180V20H179ZM182 21H181V22H182ZM187 21H188V20H187ZM209 21H210V20H209ZM226 21H225V23H224L223 25L226 24ZM232 21H234V20H231L230 22H227V27H226V28H229V30H230V27H228V26L231 24ZM240 21L238 20V22H239L238 24L242 23V22H240ZM263 21H264V20H263ZM41 22H43V20H42ZM110 22H112V20H110ZM118 22H117V23H118ZM134 22H135V21H134ZM134 22H133V23H134ZM143 22H144V21H143ZM151 22H152V21H151ZM161 22H163V21H161ZM177 22H178V21H177ZM185 22H186V21H185ZM188 22H189V21H188ZM188 22L183 23V24H187ZM211 22L213 23V21H211ZM236 22H237V21H234V24H236ZM108 23H109V22H108ZM108 23H106V24L109 25ZM112 23H113V22H112ZM112 23H110V24H112ZM153 23H154V22H153ZM163 23H165V22H163ZM168 23H169V22H168ZM189 23H190V22H189ZM203 23H204V22H203ZM212 23H211V25H212ZM220 23H221V22H220ZM228 23H229V25H228ZM244 23H245V22H244ZM244 23H243V25H244ZM246 23H247V22H246ZM246 23H245V24H246ZM42 24H43V23H42ZM114 24H115V23H114ZM149 24H151V23H149ZM165 24H166V23H165ZM170 24H171V23H170ZM191 24H192V23H191ZM198 24H199V23H198ZM234 24H233V25L231 24V25L234 26ZM247 24H250V23L248 22ZM255 24H256V23H255ZM263 24H264V23H263ZM37 25H38V24H37ZM102 25H103V24H102ZM107 25H106V26L103 25V27H105V29H106ZM117 25H118V24H117ZM117 25L115 24V26H117ZM126 25H127V24H126ZM128 25L131 26V24H129V22H128ZM134 25H136V24H134ZM147 25H148V24H147ZM172 25H173V24H172ZM174 25H175V24H174ZM202 25H203V24H202ZM215 25H216V24H214V26H215ZM223 25H222V26H223ZM243 25H242V26H243ZM25 26H26V25H25ZM41 26H42V25H41ZM115 26H114V27H115ZM118 26H119V25H118ZM118 26H117V27H118ZM122 26H123V25H122ZM137 26H138V25H137ZM165 26H166V25H165ZM169 26H170V25H169ZM176 26H177V25H176ZM185 26H188V24L185 25ZM194 26H195V29H196V27H197L196 22H195ZM204 26H206V25L204 24ZM214 26L212 25V27H210V28H213ZM232 26H231V28H232ZM245 26H246V25H245ZM35 27H36V26H35ZM38 27H39V26H38ZM47 27H48V26H47ZM100 27H101V26H100ZM110 27L113 28V26H111V25H110ZM124 27H125V26H124ZM141 27H142V26H141ZM147 27H148V26H147ZM189 27H190V26H189ZM189 27H187V28H189ZM243 27H244V26H243ZM248 27H249V26H248ZM27 28H28V27H27ZM40 28L42 29V32H43V31H44V27L42 26V27H40ZM45 28H46V26H45ZM90 28H91V27H90ZM107 28H108V27H107ZM166 28H168V27H166ZM171 28H172V27H171ZM171 28H170V30H171ZM223 28H225V26H224ZM226 28H225V29H226ZM21 29H22V28H21ZM23 29H24V28H23ZM28 29H29V28H28ZM46 29H47V30L44 31L45 33H46L48 30H51L50 27H49V28H46ZM56 29H58V28H56ZM103 29H104V28H103ZM109 29H110V28H109ZM119 29H120V28H119ZM122 29H123V28H122ZM139 29H140V28H139ZM139 29H138V30H139ZM147 29H148V28H147ZM147 29H146V30H147ZM197 29H200V30H201V29H203V28H200V27H199V28H197ZM234 29H236V26H235ZM251 29H252V27H251ZM33 30H34V29H33ZM54 30H55V29L52 28V30L49 31V32L53 33V32H55ZM59 30H60V29H59ZM91 30H93V29H91ZM106 30H107V29H106ZM106 30H105V31H106ZM110 30H112V29H110ZM110 30L107 31V32L112 33V32L115 31L116 29H114L112 32H111ZM138 30H137V31H138ZM146 30H145V32H146ZM166 30H167V29H166ZM182 30H183V29H182ZM216 30H217V28L215 29V31H216ZM232 30H233V28H232ZM23 31H24V30H23ZM100 31H102V30H100ZM105 31H104V33H99V34H101V35H102V34H103V35L106 34ZM116 31H118V30H116ZM137 31H136V33H137ZM139 31H141V29H140ZM142 31H144V30H142ZM149 31H150V30H149ZM149 31H148V32H149ZM152 31H153V29H152ZM167 31H168V30H167ZM193 31H194V30H193ZM201 31H202V30H201ZM213 31H214V28H213ZM213 31L211 32V30H210V33L212 34ZM225 31H228V30L226 29ZM249 31H250V30H249ZM118 32H119V31H118ZM133 32H134V31H133ZM148 32H147V33H148ZM161 32H162V31H161ZM170 32H171V31H170ZM183 32H184V31H183ZM185 32H186V30H185ZM195 32H196V31H195ZM39 33H40V32H39ZM51 33H50V34H51ZM57 33H58V32H57ZM57 33H56V34H57ZM91 33H92V32H91ZM109 33H108V34H109ZM113 33L115 34V32H113ZM130 33H131V31H130ZM142 33H143V32H142ZM166 33H167V32H166ZM166 33H165V34H166ZM201 33H202V32H201ZM201 33H200V34H201ZM217 33H218V34H217ZM217 33H216V34L219 35V32H217ZM229 33L232 35V32H231V31H230ZM261 33H262V32H261ZM35 34H36V33H35ZM43 34H44V33H43ZM46 34H48V33H46ZM46 34H44V35H46ZM50 34H49V35H50ZM154 34H155V33H154ZM167 34H168V33H167ZM169 34H170V33H169ZM181 34H182V33H181ZM214 34H215V33H214ZM49 35H48V36H49ZM111 35H112V34H111ZM111 35H110V36H111ZM138 35L140 36L141 34H138ZM144 35H145V34H144ZM161 35H162V33H161ZM184 35H187V34H184ZM191 35H192V34H191ZM217 35H216V36H217ZM228 35H229V34H228ZM231 35H230V36H231ZM233 35H235V34H233ZM233 35H232V36H233ZM263 35H264V34H263ZM48 36H45V38H47ZM110 36H106V37H110ZM113 36H114V35H113ZM125 36H127V35H125ZM134 36H135V35H134ZM149 36H151V35H149ZM157 36H158V34H157ZM170 36H171V35H170ZM177 36H178V35H177ZM177 36H176V37H177ZM182 36H183V35H182ZM213 36H215V35H213ZM40 37H41V36H40ZM49 37H51V36H49ZM49 37H48V38H49ZM106 37H105V35H104V38H105L106 40H109V39L106 38ZM127 37H129V36H127ZM127 37H126V39H127ZM130 37H131V36H130ZM144 37H145V36H144ZM166 37H167V36H166ZM183 37H184V36H183ZM221 37H222V36H221ZM221 37H220V38H221ZM233 37H234V36H233ZM233 37H232V39H235V37H234V38H233ZM56 38H58V37H56ZM93 38H94V37H93ZM97 38H98V36H97ZM99 38H100V36H99ZM119 38H120V37H119ZM133 38H134V37H133ZM137 38H138V37H137ZM137 38H136V39H137ZM146 38H147V37H146ZM146 38H145L144 40H147ZM163 38H165V37H163ZM173 38H174V37H173ZM213 38H215V37H213ZM216 38H217V37H216ZM220 38H219V36H218V41H216V42H218V45H219V41L221 42V39H220ZM236 38H237V36H236ZM241 38H242V37H241ZM90 39H91V38H90ZM90 39H89V41H90ZM100 39H101V38H100ZM102 39H103V37H102ZM102 39L100 40V43H101ZM112 39L114 40V38H112ZM112 39H111V41H113ZM126 39H125V40H126ZM159 39H160V37H159ZM165 39H166V38H165ZM200 39H201V38H200ZM200 39H198V40H200ZM202 39H203V38H202ZM238 39H239V38H238ZM0 40H1V39H0ZM55 40H56V39H55ZM92 40H93V39H92ZM116 40H117V39H116ZM125 40H124V41H125ZM140 40H142V39H140ZM140 40H139V41H140ZM161 40H162V39H161ZM203 40H204V39H203ZM215 40H216V39H215ZM215 40H213V41H215ZM235 40H236V39H235ZM87 41H88V40H87ZM93 41H94V40H93ZM97 41H99V39H98V40L95 39L94 42H97ZM117 41H118V40H117ZM130 41H131V40H130ZM130 41H129V42H130ZM137 41H138V40H137ZM147 41H148V40H147ZM147 41H145V42H147ZM224 41H225V40H224ZM237 41H238V40H237ZM103 42H106V41L103 40ZM127 42H128V41H127ZM129 42H128V43H129ZM142 42H143V41H142ZM164 42H165V41H164ZM183 42H184V41H183ZM194 42H195V41H194ZM203 42H204V41H203ZM205 42H206V41H205ZM207 42H208V41H207ZM216 42H215V44H216ZM238 42H239V41H238ZM241 42H242V41H241ZM241 42H240V43H241ZM117 43H118V42H117ZM120 43H121V41H120ZM149 43H150V42H149ZM158 43H159V42H158ZM158 43H157V44H158ZM170 43H171V42H170ZM79 44H80V43H79ZM87 44H88V43H87ZM89 44H90V43H89ZM89 44H88V45H89ZM91 44H93V43H91ZM98 44H99V42H97V45H96V44H95V45L98 46ZM101 44H102V43H101ZM101 44H100V45H101ZM109 44H110V43H109ZM111 44H112V43H111ZM125 44H126V43H125ZM129 44H130V43H129ZM141 44H142V43H141ZM202 44H203V43H202ZM202 44H201V45H202ZM207 44H208V43H205V44H204V47H205ZM100 45H99V46H100ZM104 45H105V44H104ZM114 45H115V44H114ZM120 45H122V44H120ZM158 45H159V44H158ZM164 45H165V44H164ZM167 45H168V43H167ZM177 45H178V44H177ZM187 45H188V44H187ZM210 45H213V44L211 43ZM218 45H216V46H218ZM92 46H93V45H91V47H92ZM102 46H103V44H102ZM111 46H112V45H111ZM124 46H125V45H124ZM134 46H135V45H134ZM140 46H141V45H140ZM160 46H161V45H160ZM195 46H196V43L194 44V49L197 50L199 47L197 46V47H198V48H197V47H195ZM208 46H209V44H208ZM208 46H207V48H208ZM219 46H221V43H220ZM219 46H218L219 50H222V49H220V48H222V47H219ZM4 47H5V46H4ZM93 47H94V46H93ZM93 47H92V48H93ZM100 47H101V46H100ZM103 47H104V46H103ZM105 47H106V46H105ZM105 47H104V48H105ZM107 47H110V46H107ZM117 47H118V46H117ZM135 47H136V46H135ZM141 47H142V46H141ZM161 47H162V46H161ZM166 47H167V46H166ZM176 47H177V46H176ZM182 47H183V46H182ZM190 47H191V46H190ZM211 47H212V46H210L209 48H211ZM46 48H47V47H46ZM85 48H86V47H85ZM96 48H98V47H96ZM113 48H114V47H113ZM126 48H127V47H125V50H126ZM128 48H129V47H128ZM133 48H134V47H133ZM136 48H137V47H136ZM136 48H135V49H136ZM143 48H144V47H143ZM143 48H140V49H143ZM157 48H158V47H157ZM163 48H165V47H163ZM200 48H201V47H200ZM209 48H208V49H209ZM214 48H217V47L214 46ZM2 49H3V48H2ZM49 49H50V48H49ZM107 49H108V48H107ZM116 49H117V48H116ZM137 49H138V48H137ZM158 49H159V48H158ZM169 49L171 50V49H174V48H171V47H170ZM188 49H189V47H188ZM191 49H192V48H191ZM201 49H202V48H201ZM201 49H200V50H201ZM47 50H48V49H47ZM86 50H87V49H86ZM92 50H93V52H94L96 49H92ZM98 50H99V49H98ZM103 50H104V49H103ZM179 50H180V49H179ZM179 50H178V51H179ZM211 50H212V49H211ZM211 50H210V51H211ZM249 50H250V49H249ZM49 51H50V50H49ZM87 51H88V50H87ZM100 51H101V50H100ZM106 51H107V50H106ZM114 51H115V50H114ZM142 51H143V50H142ZM157 51H158V50H157ZM162 51H163V50H162ZM184 51H185V50H184ZM206 51H207V50H206ZM216 51H218V49H217V50L215 49L214 54H217V53H215ZM34 52H35V51H34ZM83 52H84V51H83ZM85 52H86V51H85ZM102 52H103V51H102ZM132 52H133V51H132ZM132 52H131V54H133ZM136 52H137V51H136ZM138 52H139V51H138ZM146 52H147V51H146ZM167 52H169V51H167ZM220 52L222 53V51H220ZM26 53H27V52H26ZM36 53H37V52H36ZM111 53H112V52H111ZM117 53H118V52H117ZM126 53H127V52H126ZM141 53L143 54V52H141ZM147 53H148V52H147ZM185 53H187V52H185ZM189 53H191V52L189 51ZM189 53H188V54H189ZM210 53H213V51H211ZM83 54H84V53H83ZM87 54H89V53H87ZM100 54H101V53H100ZM113 54H114V53H113ZM151 54H152V53H151ZM161 54H162V53H161ZM164 54H166V53H164ZM168 54H170V53H168ZM191 54H192V53H191ZM191 54H190V55H191ZM214 54H213V55H214ZM32 55H33V54H32ZM37 55H38V54H37ZM39 55H40V56H38V58H41V59L45 60V63H46L47 58H49L47 52L39 51ZM59 55H60V54H59ZM96 55H97V54H96ZM103 55H104V54H103ZM107 55H108V54H107ZM182 55H183V52H182ZM185 55H187V54H184V56H185ZM209 55H210V54H209ZM213 55H212V56H213ZM56 56H57V55H56ZM85 56H86V57H83V58H86V59L88 58V59H89V57H87V55H85ZM88 56H89V55H88ZM100 56H101V55H100ZM100 56H99V57H100ZM126 56H127V55H126ZM163 56H164V55H163ZM163 56H162V57H163ZM184 56H183V57H184ZM207 56H208V55H207ZM212 56H211V57H212ZM215 56H216V55H215ZM28 57H29V59H32V58H30V56H28ZM33 57H34V55H33ZM54 57H55V56H54ZM81 57H82V55H81ZM91 57H92V56H91ZM119 57H120V56H119ZM138 57H139V56H138ZM148 57H149V56H148ZM181 57H182V56H181ZM188 57H189V55H188ZM204 57H205V56H204ZM208 57H210V56H208ZM218 57H219V56H218ZM23 58H24V56H23ZM110 58H111V57H110ZM114 58H115V57H114ZM114 58H113V59H114ZM189 58H190V57H189ZM191 58H193V57H191ZM195 58H196V57H195ZM215 58H216V57H215ZM215 58H212V59L215 60ZM29 59L27 58V60H28V61H27V62H28V79L31 80L32 83H36V82H37L36 79L39 78V77H37V76H38L37 74H38V70H39V67H40L39 65H40V64H38V63L36 62V61H37L36 58H35L36 61H35L34 59H32V60H34L37 64H36L35 62H30ZM50 59H51V58H50ZM61 59H62V57H61ZM96 59H97V58H96ZM107 59H108V58H107ZM120 59H122V61H123V58H120ZM161 59H162V58H161ZM161 59H160V60H161ZM172 59H173V57H172ZM180 59H181V58H180ZM193 59H194V58H193ZM193 59H191V60H193ZM197 59H198V58H197ZM23 60H24V59H23ZM58 60H60V57H59ZM102 60H103V59H102ZM126 60H127V58H126ZM130 60H131V58H130ZM133 60H134V57H133ZM169 60H170V59H168V61H169ZM183 60L186 61V62L183 61L184 63H187V62L190 61L189 59H188L189 61H187L186 59H183ZM209 60H211V58H210ZM213 60H211V61H213ZM47 61H48V60H47ZM53 61H54V59H53ZM80 61H81V60H80ZM83 61H84V60H83ZM85 61H86V60H85ZM90 61H91V62L94 61L93 58H92ZM90 61L88 60L89 63H90ZM103 61H104V60H103ZM105 61H106V60H105ZM107 61H108V60H107ZM145 61H146V60H145ZM150 61H151V60H150ZM150 61H149V62H150ZM177 61H178V60H177ZM179 61H180V60H179ZM193 61H195V59H194ZM193 61L191 62V65L194 64ZM196 61H199V60H196ZM205 61H208V60H205ZM215 61H216V60H215ZM42 62H43V61H42ZM48 62H49V61H48ZM51 62H52V59H51ZM51 62H50V63H51ZM54 62H55V61H54ZM88 62H87V64H86V66L88 65ZM94 62H95V61H94ZM100 62H101V61H100ZM129 62H130V61H129ZM131 62H132V61H131ZM135 62H136V61H135ZM149 62H148V63H149ZM170 62H171V61H170ZM174 62H175V61H174ZM181 62H182V61H181ZM201 62H202V59H201ZM52 63H53V62H52ZM59 63H61V62H59ZM82 63H83V62H82ZM109 63H110V62H109ZM111 63H112V61H111ZM111 63H110V64H111ZM120 63H122V62H120ZM123 63H124V61H123ZM139 63H140V62H139ZM160 63H161V62H160ZM192 63H193V64H192ZM196 63L198 64V62H196ZM258 63H259V62H258ZM263 63H264V62H263ZM91 64H92V63H91ZM103 64H104V63H103ZM106 64H107V63H106ZM129 64H130V63H129ZM157 64H158V63H157ZM161 64H162V63H161ZM164 64H165V63H164ZM166 64H167V62H166ZM178 64H179V63H178ZM182 64H183V63H182ZM182 64H181V66H182ZM199 64L201 65L202 63H199ZM211 64H212V63H211ZM26 65H27V64H26ZM42 65H43V64H42ZM50 65H51V64H49V66H50ZM52 65H53V64H52ZM57 65H58V64H57ZM61 65H63V64H61ZM64 65H65V64H64ZM100 65H101V63H100ZM108 65H109V64H108ZM131 65H132V63H131ZM173 65H174V64H173ZM187 65H188V63H187ZM191 65H190V66H191ZM194 65H195V64H194ZM194 65H193V66H194ZM200 65H198V66H200ZM243 65H244V64H243ZM263 65H264V64H263ZM81 66H83V65H81ZM88 66H89V65H88ZM124 66H125V65H124ZM124 66H123V67H124ZM155 66H156V65H155ZM166 66H167V65H166ZM185 66H186V65H185ZM193 66H191V67H192V71L197 70V69H194V70H193ZM198 66H197V67H198ZM244 66H245V65H244ZM249 66H250V65H249ZM2 67H4V66H2ZM41 67H44V66H41ZM47 67H48V66H47ZM65 67H66V66H65ZM92 67H93V65H92ZM94 67H95V66H94ZM111 67H112V66H111ZM123 67H122V68H123ZM137 67H138V66H137ZM148 67H151V66H148ZM188 67H189V65H188ZM259 67H260V66H259ZM6 68H7V67H6ZM58 68H61V67H58ZM83 68H84V67H83ZM97 68H98V67H97ZM126 68H127V67H126ZM126 68H125V69H126ZM128 68H129V67H128ZM131 68H132V67H131ZM138 68H139V67H138ZM143 68H145V67H143ZM157 68H158V67H157ZM167 68H168V67H167ZM180 68H181V67H180ZM189 68H190V67H189ZM194 68H195V67H194ZM13 69H14V68H13ZM35 69H36V71H35L36 73L34 72ZM41 69H42V68H41ZM45 69H46V68H45ZM86 69H87V68H86ZM123 69H124V68H123ZM148 69H149V68H148ZM171 69H172V68H171ZM183 69H185L184 66L182 67V71H183ZM187 69H188V68H187ZM249 69H250V68H249ZM2 70H3V69H2ZM42 70H44V69H42ZM46 70H47V69H46ZM62 70H63V69H62ZM94 70H95V69H94ZM103 70H104V69H103ZM113 70H114V69H113ZM117 70H118V69H117ZM134 70H135V69H134ZM169 70H170V69H169ZM173 70H174V69H173ZM175 70H176V69H175ZM178 70H179V69H178ZM189 70L191 71V68H190ZM211 70H212V69H211ZM259 70H260V69H259ZM39 71H40V70H39ZM111 71H112V70H111ZM122 71H123V70H122ZM132 71H133V70H132ZM145 71H146V70H145ZM147 71H148V70H147ZM155 71H156V70H155ZM179 71H180V70H179ZM185 71H187V70H185ZM185 71H183V72H185ZM192 71H191V72H192ZM201 71H202V70H201ZM261 71H262V70H261ZM45 72H47V71H45ZM51 72H53V71L51 70ZM55 72H59V71H55ZM65 72H66V71H65ZM65 72H64V73H65ZM90 72H91V71H90ZM92 72H93V71H92ZM104 72H105V71H104ZM117 72H118V71H117ZM120 72H121V70H120ZM133 72H134V71H133ZM161 72H162V71H161ZM164 72H165V71H164ZM183 72H182V73H183ZM191 72H190V73H191ZM212 72H213V71H212ZM244 72H245V71H244ZM259 72H260V71H259ZM40 73H41V72H40ZM62 73H63V72H62ZM62 73H61V74H62ZM96 73H97V72H96ZM118 73H119V72H118ZM121 73H122V72H121ZM123 73H124V72H123ZM127 73H128V72H127ZM167 73H169V72H167ZM167 73H164V74H167ZM178 73H179V72H178ZM197 73H198V72H197ZM197 73H196V74H197ZM208 73H210V71H209ZM208 73H207V76H208ZM262 73H264V72H262ZM262 73H261V74H262ZM1 74H2V73H1ZM49 74H50V73H49ZM53 74H54V73H53ZM53 74H52V75H53ZM57 74H58V73H57ZM67 74H68V73H67ZM93 74H94V72H93ZM110 74H111V73H110ZM137 74H138V73H137ZM144 74H145V73H144ZM155 74H156V73H155ZM169 74H170V73H169ZM173 74H174V73H173ZM176 74H177V73H176ZM186 74H187V73H186ZM188 74H189V71H188ZM211 74H212V73H211ZM257 74H259V73H257ZM40 75H41V74H40ZM65 75H66V74H65ZM95 75H96V74H95ZM121 75H123V74H121ZM125 75H126V74H125ZM129 75H130V74H129ZM129 75H128V76H129ZM160 75L162 76V74H160ZM174 75H175V74H174ZM178 75H181V74H178ZM184 75H185V74L183 73L182 76H184ZM197 75H198V74H197ZM259 75H260V74H259ZM44 76H45V75H44ZM62 76H63V74H62ZM90 76H92V75H90ZM99 76H100V75H99ZM102 76H103V75H102ZM113 76H114V75H113ZM147 76H148V75H147ZM171 76H172V75H171ZM191 76H192V75H191ZM1 77H2V76H1ZM3 77H4V76H3ZM64 77H66V76H64ZM117 77H118V76H117ZM157 77H158V76H157ZM193 77H194V76H193ZM45 78H46V77H45ZM56 78H57V77H56ZM59 78H60V77H59ZM92 78H93V77H92ZM98 78H99V77H98ZM98 78H97V79H98ZM103 78H104V77H103ZM166 78H167V77H166ZM169 78H170V76H169ZM179 78H180V77H179ZM198 78H199V77H198ZM211 78H212V77H211ZM257 78H258V77H257ZM28 79H27V80H28ZM66 79H67V78H66ZM95 79H96V78H95ZM107 79H108V78H107ZM111 79H112V78H111ZM111 79H110V80H111ZM121 79H122V78H121ZM121 79H120V80H121ZM123 79H124V78H123ZM160 79H161V78H160ZM194 79H195V78H194ZM200 79L202 80V78H200ZM38 80H39V79H38ZM98 80H101V79H98ZM112 80H113V79H112ZM118 80H119V79H118ZM118 80H115V81H118ZM147 80H148V79H147ZM168 80H169V79H168ZM256 80H257V79H256ZM43 81H44V80H43ZM43 81H42V83H43ZM48 81H49V80H48ZM50 81H51V80H50ZM50 81H49V82H50ZM56 81H58V80L56 79ZM61 81H62V80H61ZM107 81H108V80H107ZM126 81H127V80H126ZM138 81H139V80H138ZM161 81H162V80H161ZM186 81H187V80H186ZM191 81H193V80H191ZM202 81H203V80H202ZM202 81H200V82H202ZM4 82H5V81H4ZM28 82H29V81H28ZM39 82H40V81H39ZM53 82H54V81H53ZM59 82H60V81H59ZM99 82H100V81H99ZM118 82H119V81H118ZM118 82H117V83L114 82V84L119 85L120 82H119V84H118ZM159 82H160V81H159ZM164 82H165V80H164ZM177 82H178V81H177ZM195 82H196V80H195ZM56 83H57V82H56ZM56 83H55V84H56ZM181 83H182V82H180V84H181ZM10 84H11V83H10ZM40 84H41V83H40ZM45 84H47V82H45ZM63 84H64V83H63ZM95 84H96V83H95ZM106 84H107V82H106ZM180 84H179V85H180ZM188 84H189V83H188ZM214 84H215V83H214ZM263 84H264V83H263ZM0 85H1V84H0ZM27 85H28V84H27ZM30 85H31V84H30ZM50 85H51V84H50ZM97 85H98V84H97ZM108 85H109V84H108ZM120 85H122V87H119ZM120 85L117 86L118 88H117V87H114V86L112 85L113 88H111V90L113 89V91H114V89H115L116 92H117V93L119 92V93H120V96H122V97H124L125 95L129 94V90H128V88H126V86L124 85V82H123V84H122V82H121ZM161 85H162V84H161ZM161 85H159V86H161ZM175 85H176V84H175ZM190 85H191V84H190ZM200 85H201V84H200ZM211 85H212V84H211ZM256 85H257V84H256ZM259 85H262V84H258L257 86H259ZM7 86H8V85H7ZM37 86H38V85H37ZM39 86H41V85H39ZM42 86H44V85H42ZM55 86H56V85H55ZM104 86H105V85H104ZM115 86H116V85H115ZM152 86H153V85H152ZM177 86H178V85H177ZM207 86H208V85H206V87H207ZM209 86H210V84H209ZM212 86H213V85H212ZM45 87H46V86H45ZM48 87H49V86H48ZM96 87H97V86H96ZM98 87H99V86H98ZM140 87H141V86H140ZM146 87H147V86H146ZM155 87H156V86H155ZM173 87H174V86H173ZM175 87H176V86H175ZM194 87H196V84H195ZM200 87H201V86H200ZM253 87H254V86H253ZM261 87H262V86H261ZM261 87H259V88H261ZM10 88H11V87H10ZM39 88H40V87H39ZM46 88H47V87H46ZM49 88H50V87H49ZM106 88H107V87H106ZM119 88H120V89H119ZM161 88H162V87H161ZM169 88H170V87H169ZM188 88H190V87H188ZM196 88H197V87H196ZM209 88H210V87H209ZM209 88H208V89H209ZM263 88H264V87H263ZM34 89H35V87H34ZM51 89H53V88H51ZM138 89H139V88H138ZM144 89H146V88L144 87ZM177 89H178V88H177ZM177 89H176V90H177ZM182 89H185V87L182 88ZM182 89H181V90H182ZM194 89H195V88H194ZM198 89H199V88H198ZM203 89H204V88H203ZM203 89H202V90H203ZM213 89H214V88H213ZM219 89H220V87H219ZM42 90H44V89H42ZM58 90H59V89H58ZM98 90H99V89H98ZM100 90H102V89L100 88ZM141 90H142V89H141ZM159 90H160V89H159ZM161 90H162V89H161ZM167 90H168V89H167ZM167 90H166V91H167ZM171 90H172V89H171ZM185 90H188V89H185ZM216 90H217V88H216ZM253 90H254V89H253ZM261 90L263 91V89H260V90H259L260 93H261ZM0 91H1V90H0ZM50 91H51V90H50ZM109 91H110V90H109ZM134 91H135V90H134ZM153 91H154V90H153ZM162 91H163V90H162ZM169 91H170V90H169ZM193 91H195V90H193ZM218 91H220V90H218ZM256 91H257V90H256ZM256 91H254V92H256ZM4 92H5V91H4ZM105 92H107V91H105ZM114 92H115V91H114ZM139 92H140V90H139ZM139 92H138V93H139ZM156 92H158V91H156ZM172 92H173V91H172ZM188 92H189V91H188ZM188 92H187V93H188ZM208 92H209V91H208ZM208 92H207V93H208ZM214 92H216V91H214ZM221 92H222V91H221ZM263 92H264V91H263ZM7 93H8V92H7ZM119 93H118V95H119ZM130 93H131V92H130ZM136 93H137V92H136ZM138 93H137V95H138ZM141 93H142V91H141ZM141 93H140V94H141ZM144 93H145V91H144ZM170 93H171V92H170ZM182 93H183V92H182ZM185 93H186V92H185ZM185 93H184V94H185ZM191 93H192V92H191ZM191 93L189 92V95H190ZM197 93H198V90H197ZM200 93H201V92H200ZM260 93H258V94H260ZM132 94H133V92H132ZM146 94H147V93H146ZM154 94H155V93H154ZM160 94H161V93H160ZM171 94H172V93H171ZM195 94H196V93H195ZM203 94H204V93H203ZM219 94H220V92H219ZM113 95H114V94H113ZM118 95H117V96H118ZM135 95H136V94H135ZM178 95H179V94H178ZM191 95H192V94H191ZM193 95H194V94H193ZM206 95H207V94H206ZM211 95H212V94H211ZM255 95H256V94H255ZM131 96L133 97V95H131ZM152 96H153V94H152ZM195 96H197V94H196ZM207 96H209V95H207ZM207 96H204V97H207ZM214 96H215V95H214ZM216 96H217V95H216ZM262 96H263V94H262ZM86 97H87V96H86ZM86 97H85V98H86ZM125 97H126V96H125ZM125 97H124V98H125ZM137 97H138V96H137ZM140 97H141V95H140ZM147 97H148V96H147ZM155 97H156V96H155ZM159 97H160V96H158V98H159ZM179 97H180V96H179ZM183 97H184V96H183ZM190 97H191V96H190ZM257 97H259V96H257ZM66 98H67V97H66ZM69 98H71V97H69ZM85 98H84V99H85ZM87 98H88V97H87ZM117 98H118V97H117ZM127 98H128V96H127ZM134 98H136V97H134ZM138 98H139V97H138ZM185 98H186V97H185ZM198 98H199V97H198ZM209 98H210V97H209ZM71 99L74 100L73 98H71ZM119 99H121V98H119ZM147 99H148V98H147ZM150 99H151V98H150ZM154 99H155V98H154ZM187 99H188V98H187ZM194 99H195V97H194ZM201 99H202V97H201ZM206 99H207V98H206ZM210 99H212V97H211ZM72 100H70V101H72ZM85 100H86V99H85ZM88 100H92L91 97H90ZM145 100H146V99H145ZM157 100H158V99H157ZM159 100H160V98H159ZM184 100L186 101V99H184ZM190 100H191V98H190ZM213 100H214V99H213ZM219 100H220V99H219ZM262 100H263V99H262ZM81 101H82V100H81ZM121 101H122V100H121ZM126 101H127V100H126ZM129 101H130V100H129ZM134 101H135V100H134ZM139 101H140V100H139ZM142 101H143V98H142ZM142 101H141V102H142ZM155 101H156V100H155ZM187 101H188V100H187ZM258 101H259V100H258ZM258 101H257L256 103H258ZM59 102H60V101H59ZM98 102H99V101H98ZM113 102H114V101H113ZM132 102H133V101H132ZM167 102H168V101H167ZM191 102H194V101H191ZM195 102H196V101H195ZM198 102H201V100L198 101ZM198 102H197V103H198ZM203 102H204V101H203ZM209 102H210V101H209ZM213 102H214V101H213ZM213 102H212V104H213ZM241 102H242V101H241ZM63 103H64V102H63ZM69 103H70V102H69ZM73 103H74V102H73ZM80 103H81V102H80ZM119 103H120V102H119ZM124 103H125V102H124ZM139 103H140V102H139ZM150 103H154V104H151L150 110L147 111V112L149 113L150 116H148V119H146V120H149V118L151 117V112L153 111V108H154L155 106H159V105H157L158 101H157V103H155V102L152 100V102H150ZM170 103H171V102H170ZM170 103H169V104H170ZM228 103H229V102H228ZM259 103H263V102H259ZM81 104H82V103H81ZM133 104H134V103H133ZM174 104H175V103H174ZM189 104H190V103H189ZM201 104H202V103H201ZM205 104H207V103H205ZM208 104H211V103H208ZM226 104H227V103H226ZM244 104H245V103H244ZM51 105H53V103H52ZM111 105H112V104H111ZM130 105H131V104H130ZM130 105H129V106H130ZM171 105H172V104H170V106H171ZM178 105H179V104H178ZM187 105H188V104H187ZM199 105H200V104H199ZM230 105H231V104H230ZM230 105H229V106H230ZM238 105H239V104H238ZM36 106H38V105L36 104ZM86 106H87V105H86ZM129 106H128V107H129ZM139 106H140V105H139ZM143 106H144V104H143ZM190 106H191V105H190ZM215 106H216V105H215ZM229 106H228V107H229ZM263 106H264V105H263ZM54 107H55V105H54ZM54 107H53V108H54ZM82 107H83V106H82ZM115 107H116V106H115ZM136 107H137V106H136ZM171 107H172V106H171ZM183 107H185V106H183ZM206 107H208V106H206ZM213 107H214V106H213ZM222 107H223V106H222ZM53 108H50V109H53ZM91 108H92V107H91ZM91 108H90V109H91ZM129 108H130V107H129ZM164 108H166V106H165ZM173 108H174V107H173ZM175 108H176V107H175ZM178 108H180V106H178ZM178 108H177V109H178ZM181 108H182V106H181ZM192 108H193V107H192ZM201 108H202V107H201ZM201 108H200V109H201ZM203 108H204V107H203ZM214 108H215V107H214ZM233 108H235V107H233ZM48 109H49V108H48ZM71 109H72V108H71ZM92 109H94V108H92ZM96 109H98V108H96ZM170 109H171V108H170ZM184 109H186V108H184ZM189 109H190V108H189ZM189 109H187V110H189ZM194 109H195V108H194ZM194 109H192V110H194ZM207 109H208V108H207ZM222 109H223V108H222ZM46 110H47V109H46ZM136 110H137V109H136ZM140 110H142V109H140ZM156 110H157V109H156ZM179 110H180V109H179ZM195 110H196V109H195ZM231 110H234V109L231 108ZM54 111H55V110H54ZM68 111H69V110H68ZM72 111H73V110H72ZM86 111H89V110H86ZM107 111H108V110H107ZM130 111H131V110H130ZM196 111H197V113H198L199 110H196ZM200 111H201V110H200ZM211 111H212V109H211ZM211 111H210V112H211ZM214 111H215V109H214ZM52 112H53V111H52ZM157 112H158V111H157ZM173 112H174V111H173ZM179 112H180V111H179ZM192 112H194V111H192ZM204 112H207V111L204 110ZM215 112H216V111H215ZM224 112L226 113V111H224ZM229 112H230V111H229ZM236 112H237V110H236ZM50 113H51V111H50ZM55 113H56V112H55ZM72 113H73V112H72ZM92 113H93V111L90 112V114H92ZM153 113H154V112H152V114H153ZM195 113H196V112H195ZM197 113H196V114H197ZM208 113H209V112H208ZM232 113H233V111H232ZM46 114H47V113H46ZM122 114H123V113H122ZM127 114H128V113H127ZM155 114H156V113H155ZM169 114H170V113H169ZM175 114H176V112H175ZM182 114H184V113H182ZM196 114H195V115H196ZM204 114H206V113H204ZM211 114H212V113H211ZM48 115H49V113H48ZM72 115H73V114H72ZM123 115H124V114H123ZM172 115H173V114H172ZM187 115H188V114H187ZM197 115H198V114H197ZM199 115H200V113H199ZM201 115H202V114H201ZM201 115H200V116H201ZM44 116H45V113H44ZM49 116H50V115H49ZM51 116H53V114H52ZM87 116H88V114H87ZM91 116H92V115H91ZM121 116H122V115H121ZM127 116H128V115H127ZM153 116H154V114H153ZM156 116H159V115H156ZM161 116H164V114L161 115ZM173 116H174V115H173ZM189 116H190V115H189ZM203 116H204V115H203ZM55 117H56V116H55ZM154 117H155V116H154ZM168 117H169V116H168ZM183 117H185V116H183ZM209 117H210V116H209ZM209 117H208V118H209ZM47 118H48V117H47ZM58 118H60V117L58 116ZM61 118H62V117H61ZM121 118L124 119V118H127V117L124 116V117H121ZM128 118H129V117H128ZM152 118H153V117H151V119H152ZM157 118H158V117H157ZM157 118H153V119H156V120H157ZM159 118H160V116H159ZM176 118H177V117H176ZM188 118H189V117H188ZM195 118H196V117H195ZM205 118H206V117H205ZM48 119H49V118H48ZM90 119H91V118H90ZM109 119H110V118H109ZM118 119H120V118H118ZM151 119H150V120H151ZM153 119H152V120H153ZM178 119H179V118H178ZM184 119H185V118H184ZM190 119H191V118H190ZM193 119H194V118H193ZM206 119H207V118H206ZM52 120H53V119H52ZM128 120H129V119H128ZM128 120H127V121H128ZM131 120H132V118H131ZM133 120H134V119H133ZM156 120H155V123L157 122ZM163 120H164V119H163ZM169 120H170V119H169ZM171 120H172V119H171ZM204 120H205V119H204ZM47 121H48V120H47ZM56 121H57V120H56ZM123 121H124V120H123ZM159 121H160V120H159ZM185 121H186V120H185ZM198 121H199V120H198ZM200 121H201V120H200ZM43 122H44V121H43ZM107 122H108V121H107ZM118 122H119V121H118ZM120 122H121V125H122V123L124 124V125L122 126V127H123L122 130L120 129L121 132H122V134H124V133H128V132H127V129L129 130L130 128H128L127 126H129V125L131 124L130 120L128 121L129 123H128V122L125 123V122H122V121H120ZM152 122H153V123H152ZM152 122H150V123H152V124L154 125V120H153ZM170 122H171V121H170ZM170 122H168V123H170ZM172 122H173V120H172ZM193 122H194V121H193ZM193 122H192V123H193ZM4 123H5V122H4ZM46 123H47V122H46ZM49 123H50V122H49ZM100 123H101V122H100ZM108 123H109V122H108ZM132 123H134V121H133ZM142 123H143V122H142ZM145 123H146V124H144L143 127H146V126H147V128H148V127L150 128L149 130H148V129H144V131H145V130H148V131H149V132H145V134L147 135V133H149L148 135H152V134H150V130H151V126H153V125L151 124L150 126H148V125H149V124H148V121L145 122ZM157 123H158V122H157ZM159 123H160V122H159ZM165 123H166V122H165ZM165 123H164V125H165ZM174 123H175V122H174ZM186 123H187V122H186ZM197 123H198V122H197ZM41 124H42V123H40V125H41ZM115 124H116V123H115ZM118 124H119V123H118ZM118 124H116V126H117ZM171 124H172V123H171ZM182 124H184V122H183ZM40 125H38V126H40ZM42 125H43V124H42ZM105 125H106V124H105ZM157 125H158V124H156V127H157ZM164 125H162V126H164ZM166 125H167V124H166ZM168 125H169V124H168ZM172 125H174V124H172ZM177 125H179V124H177ZM184 125H186V124H184ZM187 125H188V124H187ZM255 125H256V124H255ZM262 125H263V124H262ZM141 126H142V125H141ZM154 126H155V125H154ZM154 126H153V127H154ZM256 126H257V125H256ZM256 126H255V127H256ZM110 127H112V126H110ZM110 127H109V128H110ZM130 127H131V125H130ZM136 127H137V126H136ZM143 127L141 128V131L143 130ZM169 127H170V125H169ZM258 127H259V126H258ZM262 127H263V126H262ZM109 128H108V130H110ZM112 128H113V129H112L111 132H113V130H114V131L116 130L115 127H112ZM118 128H119V127H118ZM126 128H127V129H126ZM162 128H163V127H162ZM165 128H167V127H165ZM170 128H171V127H170ZM181 128H182V127H181ZM183 128H184V127H183ZM183 128H182V129H183ZM185 128H186V127H185ZM192 128H193V127H192ZM197 128H198V127H197ZM199 128H200V126H199ZM263 128H264V127H263ZM3 129H4V128H3ZM18 129H19V128H18ZM18 129H17V130H18ZM157 129H158V128H157ZM175 129H176V128H175ZM215 129H216V128H215ZM217 129H218V128H217ZM258 129H260V128H258ZM5 130H6V129H5ZM9 130H10V129H9ZM9 130H8V131H9ZM118 130H119V129H118ZM118 130H116V131H118ZM153 130H154V129H153ZM168 130H169V129H168ZM179 130H180V129H179ZM185 130H186V129H185ZM187 130H188V128H187ZM187 130H186V132H188ZM194 130H195V129H194ZM194 130H193V131H194ZM218 130H219V129H218ZM131 131H132V130H131ZM131 131H130V132H131ZM133 131H134V130H133ZM151 131H152V130H151ZM161 131H162V129H161ZM161 131H160V132H161ZM170 131H171V129H170ZM170 131H169V132H170ZM172 131H175V130L172 129ZM200 131H201V129H200ZM202 131H203V130H202ZM216 131H217V130H216ZM3 132H5V131H3ZM109 132H110V131H109ZM121 132H120V133H121ZM139 132H140V131H139ZM139 132H138V133H139ZM165 132H166V131H165ZM175 132H176V131H175ZM183 132H184V131H183ZM183 132H182V133H183ZM186 132H185V133H186ZM212 132H213V131H212ZM218 132H219V131H218ZM19 133H20V132H19ZM113 133L115 134V132H113ZM113 133H112V134H113ZM151 133H152V132H151ZM155 133H156V132H154L153 134H155ZM158 133H159V131H158ZM161 133H162V132H161ZM171 133H172V132H171ZM197 133H198V132H197ZM200 133H201V132H200ZM203 133H204V132H203ZM213 133H214V132H213ZM215 133H216V132H215ZM259 133H260V131H259ZM261 133H262V132H261ZM4 134H5V133H4ZM11 134H12V133H11ZM112 134H111V135H112ZM128 134H129V133H128ZM131 134H132V133H131ZM131 134H130V135H131ZM143 134H144V133H143ZM172 134H173V133H172ZM186 134H187V133H186ZM190 134H193V133H190ZM223 134H224V133H223ZM226 134H227V133H226ZM118 135H119V137H120V135H121V134H119V131H118ZM124 135H125V134H124ZM162 135H163V133H162ZM184 135H185V134H184ZM193 135H194V134H193ZM193 135H192V137H193ZM203 135H204V134H203ZM203 135H202V137H203ZM206 135H207V134H206ZM206 135H205V136H206ZM220 135H221V134H220ZM224 135H225V134H224ZM232 135H233V134H232ZM259 135H261V134H259ZM1 136H3V135H1ZM1 136H0V137H1ZM6 136H7V135H6ZM11 136H12V135H11ZM11 136H10V139H11ZM14 136H15V134H14ZM17 136H18V135H17ZM20 136H21V135H20ZM112 136H113V135H112ZM112 136H110V137L112 138ZM116 136H117V134H116ZM132 136H133V135H132ZM152 136H153V135H152ZM157 136H158V138L160 137L159 135H157ZM157 136H154V137H157ZM167 136H168V135H167ZM167 136H166V137H167ZM172 136H174V135H172ZM177 136H178V135H177ZM187 136H188V135H187ZM261 136H262V135H261ZM7 137H8V136H7ZM12 137H13V136H12ZM15 137H16V136H15ZM113 137H114V139H115V136H113ZM117 137H118V136H117ZM126 137H129V135H128V136L126 135ZM130 137H131V136H130ZM149 137H150V136H148V138H149ZM181 137H182V136H181ZM189 137H190V136H189ZM212 137H213V136H212ZM222 137H223V136H222ZM111 138H110V139H111ZM123 138H124V137H122V138H120V139H123ZM168 138H169V137H168ZM176 138H177V137H176ZM184 138H185V137H184ZM187 138H188V137H187ZM203 138H204V137H203ZM205 138H207V136H206ZM255 138H256V137H255ZM22 139H23V138H22ZM114 139L112 138L113 141H114ZM137 139H138V138H137ZM149 139H150V138H149ZM156 139H157V138H156ZM156 139H155V140H156ZM162 139H163V138H162ZM165 139H166V138H165ZM169 139H170V138H169ZM209 139H210V138H209ZM216 139H218V138H216ZM221 139H223V138H221ZM1 140H2V138H1ZM6 140H7V138H6ZM18 140H19V139H18ZM20 140H21V139H20ZM20 140H19V141H20ZM147 140H148V139H147ZM151 140H152V139H151ZM167 140H168V139H167ZM182 140H183V139H182ZM195 140H196V139H195ZM210 140H211V139H210ZM4 141H5V140H4ZM7 141H8V140H7ZM7 141H6V142H7ZM9 141H10V140H9ZM11 141H12V140H11ZM124 141H126L125 138H124L123 142H124ZM149 141H150V140H149ZM159 141H160V140H159ZM168 141L170 142V141H172V140L170 139V140H168ZM185 141H186V140H185ZM197 141H198V140H197ZM197 141H196V142H197ZM0 142H1V141H0ZM15 142H16V141H15ZM22 142H23V140H22ZM129 142H130V141H129ZM150 142H152V141H150ZM150 142L147 144V146H149V144H151V146L153 145V142H154V141H153L152 143H150ZM162 142H166V140H164V141H162ZM169 142H168V143H169ZM196 142L194 141V142H191V143H196ZM198 142H199V141H198ZM201 142H202V141H201ZM232 142H233V141H232ZM1 143H2V142H1ZM10 143H11V142H10ZM120 143H121V142H120ZM146 143H147V142H146ZM156 143H157V142H156ZM158 143H159V142H158ZM168 143H167V144H168ZM212 143H213V142H212ZM221 143H222V142H221ZM2 144H4V143H2ZM14 144H15V143H14ZM21 144H23V143H21ZM74 144H75V143H74ZM125 144H126V143H125ZM144 144H145V143H144ZM144 144H143V145H144ZM162 144H163V143H162ZM176 144H177V143H176ZM185 144H186V143H185ZM197 144H199V143H197ZM201 144H202V143H201ZM213 144H214V143H213ZM225 144H226V143H225ZM250 144H251V143H250ZM256 144H257V143H256ZM115 145H116V144H115ZM115 145H113V146H115ZM158 145H159V144H158ZM158 145L156 144L155 146L157 147ZM183 145H184V144H183ZM188 145H189V144H188ZM215 145H216V144H215ZM219 145H220V144H219ZM0 146H2V145H0ZM4 146H6V145H4ZM13 146H14V145H13ZM20 146H21V145H20ZM20 146H19V148H21ZM23 146H24V145H23ZM141 146H142V145H141ZM151 146H150V147H151ZM155 146H154V147H155ZM159 146H161V145H159ZM168 146H170V145H168ZM173 146H174V145H173ZM173 146L171 145L172 148H173ZM176 146H177V145H176ZM186 146H187V145H186ZM186 146H185V147H186ZM223 146H224V145H223ZM243 146H244V145H243ZM247 146H248V145H247ZM252 146H253V143H252ZM254 146H255V145H254ZM15 147H16V146H15ZM17 147H18V144H17ZM130 147H131V146H130ZM143 147H144V146H143ZM143 147H142V148H143ZM150 147H149V148H150ZM156 147H155V149H156ZM162 147H163V146H162ZM164 147H165V146H164ZM171 147H168V150H170L169 148H171ZM189 147H191V146H189ZM199 147H200V146H199ZM202 147H203V146H202ZM220 147H221V146H220ZM249 147H250V146H249ZM255 147H256V146H255ZM1 148H2V147H1ZM1 148H0V149H1ZM3 148H4V147H3ZM6 148H7V147H6ZM6 148H5V150H7ZM9 148H10V147L8 146V149H9ZM11 148H12V147H11ZM72 148H74V147H72ZM115 148H116V146H115ZM118 148H119V147H118ZM142 148H141V149H142ZM149 148H148V149H149ZM151 148H152V147H151ZM151 148H150V149H151ZM172 148H171V149H172ZM200 148H201V147H200ZM222 148H224V147H222ZM237 148H239V147H237ZM240 148H241V147H240ZM16 149H17V148H16ZM16 149H15V150H16ZM23 149H24V148H23ZM122 149H123V148H121V150H122ZM128 149H129V148H128ZM173 149H174V148H173ZM185 149H186V148H185ZM195 149H196V148H195ZM201 149H203V148H201ZM217 149H218V147H217ZM217 149H216V150H217ZM220 149H221V148H220ZM233 149H234V148H233ZM253 149H254V148H253ZM263 149H264V148H263ZM12 150H13V149H12ZM139 150H140V149H139ZM163 150H164V148H163ZM166 150H167V148H165L164 151H166ZM168 150H167V151H168ZM180 150H182V149H180ZM183 150H184V149H183ZM192 150H193V149H192ZM192 150L190 149V151H192ZM227 150H228V149H227ZM235 150H237V149H235ZM250 150H251V149H250ZM261 150H262V149H261ZM9 151H10V150H9ZM29 151H30V150H29ZM73 151H74V149H73ZM73 151H72V152H73ZM126 151H127V150H126ZM143 151H144V150H143ZM143 151H140V152H143ZM148 151H149V150H148ZM151 151H152V149L150 150V153H152ZM167 151L164 152V153H167ZM170 151H172V150H170ZM173 151H175V149H174ZM173 151L171 152V154L173 153ZM187 151H188V150H187ZM202 151H203V150H202ZM211 151H212V149H211ZM10 152H11V151H10ZM13 152H14V151H12V153H13ZM75 152H76V151H75ZM153 152H154V151H153ZM156 152H159V150L157 149ZM161 152H162V149H161ZM175 152H176V151H175ZM193 152H194V150H193ZM197 152H198V151H197ZM197 152H196V150H195V153H197ZM199 152H200V151H199ZM224 152H225V151H224ZM224 152H223V153H224ZM242 152H243V151H242ZM12 153H11V154H12ZM162 153H163V152H162ZM162 153H161V154H162ZM183 153H185V152H183ZM200 153H201V152H200ZM220 153H221V152H220ZM225 153H226V152H225ZM8 154H9V153H8ZM8 154H6V155H8ZM11 154H9V155H11ZM16 154H17V153H16ZM62 154H63V152H62ZM144 154H145V152H144ZM146 154H149V153H146ZM173 154H175V153H173ZM173 154H172V157L174 156ZM176 154H177V153H176ZM176 154H175V155H176ZM227 154H228V153H227ZM237 154H238V153H237ZM241 154H242V153H241ZM243 154H244V153H243ZM243 154H242V155H243ZM247 154H248V153H247ZM253 154H254V153H253ZM0 155H1V154H0ZM63 155H64V154H63ZM73 155H74V154H73ZM142 155H143V154H142ZM165 155H166V154H165ZM168 155H169V154H168ZM168 155H167V156H168ZM177 155H178L177 157H180L179 154H177ZM188 155H189V153H188ZM191 155L193 156V158L195 157L193 153H192ZM249 155H250V154H249ZM254 155H255V154H254ZM12 156H13V155H12ZM16 156H17V155H16ZM21 156H22V155H21ZM24 156H25V155H24ZM76 156H77V155H76ZM144 156H145V155H144ZM144 156H143V159H145V158L147 157V156H145V158H144ZM152 156H153V155H151V156H149V157L152 158ZM155 156H156V155H155ZM155 156H154V157H155ZM162 156H163V155H162ZM169 156H170V155H169ZM192 156H191V157H192ZM196 156H198V153L196 154ZM201 156H202V153H201ZM217 156H218V155H217ZM220 156H222V154H221ZM220 156H219V157H220ZM223 156H224V155H223ZM247 156H248V155H247ZM9 157H10V156H9ZM140 157H142L141 154H140ZM149 157H148V158H149ZM165 157H166V156H165ZM175 157H176V156H175ZM184 157H186V156H184ZM187 157H189V156H187ZM198 157H199V156H198ZM212 157H213V156H212ZM248 157H249V156H248ZM257 157H258V156H257ZM3 158H4V157H3ZM21 158H23V157H21ZM62 158H63V157H62ZM162 158H164V156H163ZM169 158H170V157H169ZM201 158H202V157H201ZM206 158H207V157H206ZM222 158H223V157H222ZM225 158H226V157H225ZM234 158H235V157H234ZM260 158H261V157H260ZM7 159H8V158H7ZM11 159H12V158H11ZM17 159H18V158H17ZM19 159H20V158H19ZM23 159H24V158H23ZM60 159H61V158H60ZM139 159H142V158H139ZM139 159H138V160H139ZM154 159L157 160V161L159 162V165L154 166V167L161 168V169L164 168L165 170H164V169H162V170L167 171V172H165V173H167V175H168V170L171 169V168L168 169L167 165L164 164V163H165V162H164V161H165V158H164L162 164H160V163H161V160L159 161L157 158H154ZM172 159H173V158H172ZM172 159L170 158L171 162H172L173 160L175 161V159H173V160H172ZM180 159H181V158H180ZM180 159H179V160H180ZM185 159H186V158H185ZM190 159L192 160V158H190ZM190 159H189V160H190ZM194 159H195V158H194ZM197 159H198V158H197ZM199 159H200V158H199ZM220 159H221V158H220ZM231 159H232V157H231ZM29 160H30V158H29ZM57 160H58V159H56L55 161H57ZM65 160H66V159H65ZM150 160H151V159H150ZM150 160H147V161H150ZM155 160H153V161H155ZM167 160H168V159H167ZM177 160H178V159H177ZM202 160H204V158H202ZM202 160H201V161H202ZM205 160H207V159H205ZM208 160H210V162L204 161V163H205V162H206V164H207V163H210V164L212 163V165H213V162H214V163L217 162V161H213V159H210V158H208ZM227 160H228V159H227ZM227 160H225V161H227ZM256 160H257V159H256ZM256 160H255V161H256ZM258 160H260V159H258ZM10 161H11V160H10ZM14 161H15V160H14ZM26 161H27V160H26ZM30 161H31V160H30ZM108 161H109V160H108ZM143 161H146V160H142V162H143ZM147 161H146V162H147ZM151 161H152V160H151ZM151 161H150V162H151ZM186 161L188 162V158H187ZM197 161H199V160H197ZM197 161H196V159H195L194 162H196V163H193V161H192L191 163L189 162V164H187V163H186V164L189 165V166H190V164H191V166L194 167L195 164H196V166H197ZM201 161H200V162H201ZM211 161H213V162H211ZM237 161H238V160H237ZM255 161H254V162H255ZM16 162H18V161H16ZM50 162H51V161H50ZM150 162H147L148 165H149V164H150V165L153 164V163H150ZM218 162H219V161H218ZM230 162H232V161L229 160V165H230ZM239 162H241V161H239ZM61 163H62V162L60 161L59 164H61ZM77 163H78V162H77ZM173 163H175V162H173ZM178 163H179V161L177 162V164H178ZM192 163H193L194 165H192ZM201 163H202V162H201ZM204 163H203V165H204ZM220 163H221V162H220ZM223 163H224V162H223ZM233 163H234V161H233ZM237 163H238V162H237ZM237 163H236V160H235V164H236V165L233 164V167H234V165L238 167ZM246 163H247V162H246ZM256 163H257V161H256ZM256 163H255V164H256ZM64 164H65V163H64ZM71 164H73V163H70L69 165H71ZM107 164H108V163H107ZM138 164H139V163H138ZM154 164L156 165V164H158V163L156 162V163H154ZM169 164H170V163H169ZM175 164H176V163H175ZM180 164H181V161H180ZM180 164L178 165L179 167H181ZM184 164H185V163H184ZM184 164H181V165L185 167L186 165H184ZM206 164H205V165H206ZM238 164H239V163H238ZM240 164H242V162H241ZM20 165H21V164H20ZM61 165H63V163H62ZM111 165H112V164H111ZM113 165H114V164H113ZM139 165H140V164H139ZM139 165H138V166H139ZM145 165H147V164H145ZM203 165H202V166H203ZM207 165H209V164H207ZM217 165H219V164H217ZM256 165H258L257 167H260L261 164H260V165H259V164H256ZM262 165H263V164H262ZM46 166H47V165H46ZM51 166H53V164H52ZM54 166H55V165H54ZM57 166H58V165H57ZM57 166H56V167H57ZM100 166H101V165H100ZM104 166H105V165H104ZM138 166H136L137 169H139ZM152 166H153V165H152ZM169 166H170V165H169ZM176 166H177V165H176ZM199 166H200V164H199ZM209 166H210V165H209ZM213 166H216V164L213 165ZM240 166H244V164H243V165H240ZM240 166H239V168H241ZM249 166H250V165H249ZM254 166H255V165H254ZM38 167H40V166H38ZM43 167H44V166H43ZM60 167H61V166H60ZM64 167H65V165H64ZM96 167H98V166H96ZM105 167H106V166H105ZM142 167H145V166H143V163H142ZM142 167H141V168H142ZM148 167H149V166H148ZM173 167H174V168H173ZM187 167H188V166H187ZM187 167H185V168H187ZM204 167H205V166H204ZM204 167H203V168H204ZM210 167L213 169L212 166H210ZM210 167H208V168H210ZM217 167H218V166H217ZM221 167H222V169H223V166H221ZM233 167H232V168H233ZM246 167H247V166H246ZM257 167H255V170H256ZM262 167H263V166H262ZM262 167H260V168H262ZM21 168H22V167H21ZM45 168H46V167H45ZM61 168H62V167H61ZM68 168H69V167H68ZM98 168H99V167H98ZM103 168H104V167H103ZM107 168H108V166H107ZM111 168H112V167H111ZM116 168H117V167H115V169H116ZM141 168H140V169H141ZM146 168H147V167H146ZM149 168H150V167H149ZM149 168H148V169H149ZM166 168H167V170H166ZM172 168L175 170V166H174V165H172ZM189 168H190V167H189ZM195 168H196V167H195ZM195 168H194V169H195ZM199 168H200V167H199ZM203 168L201 167L200 169L202 170ZM206 168H207V167H206ZM206 168H204V169L206 170ZM208 168H207V169H208ZM218 168L220 169V167H218ZM226 168H227V167H226ZM247 168H249V167H247ZM260 168H259V169H260ZM55 169H57V168H55ZM63 169H64V168H63ZM70 169H71V168H70ZM150 169H151V168H150ZM152 169H153V168H152ZM152 169H151V170H152ZM154 169H155V168H154ZM154 169H153V170H154ZM176 169H177V167H176ZM179 169H180V168H179ZM183 169H184V168H183ZM216 169H217V168H216ZM219 169H218V170H219ZM234 169H235V168H234ZM234 169H232V170H234ZM237 169H238V168H236V170H237ZM44 170H45V169H44ZM50 170H51V169H50ZM65 170H66V169H65ZM96 170H97V169H96ZM98 170H100V169H98ZM103 170H104V169H103ZM118 170H119V169H118ZM143 170H144V169H143ZM145 170H147V169H145ZM145 170H144V171H145ZM157 170H158V169H157ZM157 170L155 169L154 171L157 172ZM162 170H160V172L158 171V172H159V173H158V174H159V177H161L160 173H161V174L163 173L161 179L164 177V176H163V175H164V172H161ZM174 170H173V171H174ZM181 170H182V169H181ZM184 170H185V169H184ZM184 170H183V172H184ZM190 170H191V169H190ZM190 170H189V171H190ZM223 170H224V169H223ZM240 170H243V168L240 169ZM245 170L248 171V169H245ZM251 170H252V169H251ZM251 170L249 169V171H251ZM260 170H261V169H260ZM110 171H112V170H110ZM115 171H116V170H115ZM138 171H140V170H138ZM144 171H143V172H144ZM148 171H149V170H148ZM148 171H147V172H148ZM154 171H152V172H154ZM170 171H171V170H170ZM176 171H177V170H176ZM176 171H175V172H176ZM196 171H199V170H197V168H196ZM214 171H215V170H214ZM219 171H220V170H219ZM221 171H222V170H221ZM221 171H220V173H221ZM225 171H226V169H225ZM257 171H258V168H257ZM257 171H255V173L259 174L260 171H259V172H257ZM261 171H263V170H261ZM44 172H45V171H44ZM49 172H51V171H49ZM54 172H55V171H54ZM57 172H58V169H57ZM59 172H61V171H59ZM70 172H71V171H70ZM99 172H100V171H99ZM116 172H117V171H116ZM152 172H150V173H151V176L154 174V173L152 174ZM175 172H174V173H175ZM180 172H181V171H180ZM185 172H186V170H185ZM187 172H188V169H187ZM203 172H204V171H203ZM203 172H201V174H200V171H199L198 174H200V175L202 176V173H203ZM231 172H232V171H231ZM234 172H238V171H234ZM234 172H232V174H234ZM239 172H240V171H239ZM241 172H242V171H241ZM241 172H240V173H241ZM243 172H244V170H243ZM97 173H98V172H97ZM106 173H107V172H106ZM196 173H197V172H196ZM207 173H209V172H207ZM229 173H230V171H229ZM240 173H239V174H240ZM253 173H254V172H253ZM261 173H262V172H261ZM47 174H48V173H47ZM58 174H59V173H58ZM98 174H99V173H98ZM104 174H105V173H104ZM108 174H109V173H108ZM141 174H142V171H141ZM170 174H172V173L170 172L169 175H170ZM180 174H182V173H180ZM184 174H186V173H183V175H184ZM198 174H197V175H198ZM204 174H206V173H204ZM204 174H203V175H204ZM243 174H245V172H244ZM251 174H252V173H251ZM251 174H250V176H251ZM262 174H263V173H262ZM42 175H43V174H42ZM50 175H51V173H50ZM59 175H60V174H59ZM59 175H58L57 177H59ZM95 175H96V174H95ZM111 175H112V172H111ZM113 175H114V174H113ZM146 175H147V173H146ZM146 175L143 174V176H146ZM148 175H149V173H148ZM155 175H157V174H155ZM174 175H175V177H176L177 174L175 173V174H172V177L170 176V178H172V180L175 179ZM188 175H189V174H188ZM190 175H191V174H190ZM190 175H189V176H190ZM209 175H211V174L209 173ZM213 175H214V174H213ZM228 175H230V174H228ZM235 175H236V174H235ZM255 175H256V174H255ZM259 175H260V174H259ZM263 175H264V174H263ZM97 176H99V175H97ZM105 176H106V175H105ZM108 176H109V175H108ZM153 176H154V175H153ZM165 176H166V175H165ZM178 176H179V174H178ZM185 176H186V175H185ZM192 176L194 177V172H193V175H191L190 178H192ZM201 176H199V179H200ZM204 176H206V175H204ZM204 176L201 177V178H202L201 180H204V178H205ZM215 176H216V174H215ZM230 176H231V175H230ZM238 176H239V175H238ZM244 176H246V174H245ZM244 176L242 177L241 174H240L239 177H241L242 179H240L239 181H238V179H237L238 177H236L235 179H237V182L239 183L241 180L245 181L244 179H245L246 177L244 178ZM247 176H248V175H247ZM250 176H249V177H250ZM256 176H257V175H256ZM155 177H158V176H155ZM159 177H158V178H159ZM167 177H169V176H167ZM167 177H166V178H167ZM180 177H181V176H180ZM186 177H187V176H186ZM203 177H204V178H203ZM206 177H207V176H206ZM208 177H209V179H210L211 176H208ZM219 177H220V175H219ZM226 177H227V176H226ZM228 177H229V176H228ZM234 177H235V176H234ZM257 177H258V176H257ZM41 178H43V177H41ZM55 178H56V177H55ZM62 178H63V177H62ZM77 178H78V177H77ZM98 178H99V177H98ZM118 178H119V176H118ZM170 178L165 179V180L168 181ZM194 178H195V177H194ZM211 178H212V177H211ZM231 178H233V177L231 176ZM252 178H253V177H252ZM252 178H247V179L254 180V179H252ZM259 178L264 180V178H262L261 175L259 176ZM26 179H27V178H26ZM43 179H44V178H43ZM95 179H97V178H95ZM104 179H105V178H104ZM145 179H146V178H145ZM151 179H154V177H152V178L149 179V176H148L147 181H149V180H151ZM159 179H160V178H159ZM161 179H160L159 181H161ZM183 179H184V178H183ZM186 179H188V177H187ZM199 179H198V180H199ZM205 179H206V178H205ZM233 179H234V178H233ZM260 179H259V181H260ZM44 180H45V179H44ZM48 180H49V179H48ZM52 180H53V179H52ZM59 180H60V179H59ZM76 180H77V179H76ZM83 180H84V179H83ZM98 180H99L98 182H100V178H99ZM101 180H102V179H101ZM124 180H125V179H124ZM156 180H157V178H156ZM172 180H170V181L172 182ZM176 180H179V179L177 178ZM176 180H175V181H176ZM188 180H189V179H188ZM192 180H194V179H192ZM195 180L197 181V178H196ZM207 180H208V179H207ZM207 180H205V181L207 182ZM256 180H257V179H256ZM6 181H7V180H6ZM50 181H51V180H50ZM53 181H54V180H53ZM53 181H52V182H53ZM102 181H103V180H102ZM102 181H101L100 184H98V185H101ZM106 181H107V180H106ZM113 181H114V180H113ZM120 181H122V180H120ZM151 181L154 182L155 180H151ZM167 181H166V182H167ZM175 181H174V182H175ZM228 181H229V180H228ZM248 181H250V180H248ZM254 181H255V180H254ZM43 182H44V181H43ZM48 182H49V181H48ZM61 182H63V181L61 180ZM108 182H109V181H108ZM149 182H150V181H149ZM155 182H156V181H155ZM155 182H154V183H155ZM161 182H162V183L164 182L165 185H167V183L164 181V178H163V181H161ZM161 182H160V183H161ZM168 182H169V181H168ZM171 182H170V183H171ZM174 182H173V183H174ZM199 182L201 183V181H199ZM234 182H235V180H234ZM246 182H247V181H246ZM0 183H1V182H0ZM6 183H7V182H6ZM49 183H50V182H49ZM83 183H84V182H83ZM117 183H118V182H117ZM157 183H159V182H156V184H157ZM160 183H159V184H160ZM175 183H176V182H175ZM177 183H178V182H177ZM182 183H183V182H181L180 184H182ZM217 183H218V182H217ZM243 183H244V185H241V186H240V189H241V187H244L245 184H246L245 182H243ZM248 183H249V182H248ZM263 183H264V182H263ZM50 184H51V183H50ZM61 184H62V183H61ZM105 184H106V183H105ZM121 184H122V183H121ZM150 184H152L153 186H155V184H153V183H150ZM159 184H158V185H159ZM204 184L206 185V184H208V183H204ZM239 184H240V183H239ZM239 184H238V186H239ZM18 185H19V184H18ZM18 185H17V186H18ZM38 185H39V184H38ZM42 185H43V184H42ZM51 185H52V184H51ZM53 185H54V184H53ZM65 185H66V183H65ZM68 185H69V184H68ZM68 185H67V186H68ZM72 185H73V184H72ZM77 185H78V184H77ZM80 185H81V184H80ZM86 185H87V184H86ZM115 185H116V184H115ZM162 185H163V184H162ZM171 185H172V184H170V186H171ZM199 185H200V184H199ZM226 185H227V184H226ZM249 185H250V184H249ZM252 185H253V184H252ZM12 186H13V185H12ZM40 186H41V185H40ZM47 186L50 188V186H49L48 184H47ZM59 186H61V185H59ZM74 186H75V185H74ZM78 186H79V185H78ZM105 186H106V185H104L103 187L105 188ZM107 186H109V185H107ZM128 186H129V185H128ZM156 186H157V185H156ZM177 186H178V185H177ZM195 186H196V185H195ZM41 187H42V186H41ZM45 187H46V186H45ZM48 187H47V188H48ZM112 187H113V186H112ZM130 187H131V186H130ZM158 187H159L160 189H162V188L164 187V185H163L162 188H161L160 186H157L156 188L158 189ZM167 187H169V185H167ZM185 187H186V186H185ZM253 187H254V185H253ZM255 187H256V186H255ZM43 188H44V187H43ZM43 188H42V189H43ZM57 188H58V187H57ZM60 188H61V187H60ZM64 188H65V187H64ZM119 188H120V187H119ZM165 188H166V187H165ZM202 188H203V187H202ZM204 188H205V187H204ZM221 188H222V187H221ZM221 188H220V189H221ZM230 188H231V187H230ZM244 188H245V187H244ZM246 188H247V185H246ZM246 188H245V189H246ZM72 189H73V188H71V190H72ZM99 189H100V188H99ZM101 189H102L101 191H103V188H102V187H101ZM116 189H117V188H116ZM160 189H158V190H160ZM189 189H190V188H189ZM197 189L199 190V187H198ZM206 189H207V188H206ZM236 189L239 190L238 188H236ZM245 189H244V190H245ZM45 190H46V189H45ZM55 190H56V189H55ZM55 190H54V191H55ZM75 190H76V189H75ZM81 190H83V189H81ZM94 190H96V189H94ZM104 190H105V189H104ZM106 190H107V193H108V191H109L108 188H107ZM106 190H105V192H106ZM117 190H118V189H117ZM165 190H167V188H166ZM165 190H164V191H165ZM182 190H183V189H182ZM194 190H195V189H194ZM218 190H219V189H218ZM246 190H247V189H246ZM246 190H245V191H246ZM252 190H253V189H252ZM9 191H10V190H9ZM47 191H48V190H47ZM56 191H57V190H56ZM60 191H61V190H60ZM98 191L100 192V190H98ZM137 191H138V190H137ZM160 191L163 192L162 190H160ZM170 191H171V190H170ZM174 191H175V190H174ZM179 191H180V190H179ZM185 191H186V190H185ZM209 191H210V190H209ZM216 191H217V190H215V192H216ZM221 191H222V190H221ZM240 191H241V190H240ZM242 191H243V190H242ZM247 191H248V190H247ZM250 191H251V189H250ZM7 192H8V191H7ZM36 192H37V191H36ZM58 192H59V191H58ZM58 192H57V193H58ZM62 192H63V190H62ZM62 192H61V193H62ZM70 192H71V191H70ZM70 192H69V193H70ZM82 192H83V191H82ZM82 192H80V194H81ZM116 192H117V191H116ZM133 192H134V191H133ZM135 192H136V191H135ZM135 192H134V193H135ZM172 192H173V191H172ZM188 192H190V191H188ZM188 192H187V193H188ZM200 192H201V191H200ZM211 192H212V191H211ZM243 192H244V191H243ZM243 192H242V193H243ZM251 192H253V191H251ZM254 192L256 193L255 190H254ZM59 193H60V192H59ZM65 193H66V192H64V194H65ZM72 193L74 194V192H72ZM76 193H78V192L76 191ZM85 193H86V192H85ZM110 193H111V192H110ZM131 193H132V192H131ZM168 193H169V192H168ZM177 193H178V191H177ZM177 193H173V194H176V195H177ZM184 193H185V192H184ZM190 193H191V192H190ZM206 193H207V192H206ZM245 193H246V192H245ZM247 193H248V192H247ZM247 193H246V194H247ZM249 193H250V192H249ZM249 193H248V194H249ZM255 193H254V194H255ZM64 194H63V195H64ZM78 194H79V193H78ZM112 194H114V193H112ZM115 194H116V193H115ZM115 194H114V195H115ZM118 194H119V193H118ZM169 194H170V193H169ZM169 194H168V195H169ZM171 194H172V193H171ZM173 194H172L171 196H172V197H175L176 195L173 196ZM180 194L182 195V193H180ZM180 194L178 193V195H180ZM185 194H186V193H185ZM188 194H189V193H188ZM191 194H192V193H191ZM191 194H190V195H191ZM212 194H213V193H212ZM240 194H241V192H240ZM240 194H239V195H240ZM66 195H67L66 198L69 199L68 197L70 196V194H69V196H68V194L66 193L65 196H66ZM86 195H87V194H86ZM109 195H110V194H109ZM123 195H124V194H123ZM135 195H136V194H135ZM178 195H177L176 199H175V198H172V197H171L170 199H172V200H177V199H179ZM195 195H196V194H195ZM198 195H199V194H198ZM214 195H215V194H214ZM218 195H219V194H218ZM252 195H253V193H252ZM54 196H56V195L54 194ZM74 196H75V195H74ZM104 196H105V195H103V197H104ZM160 196H161V195H160ZM182 196H184V195H182ZM185 196H187V194H186ZM204 196H205V195H204ZM212 196H213V195H212ZM219 196H220V195H219ZM221 196H222V195H221ZM221 196H220V197H221ZM255 196H256V195H255ZM51 197H52V196H51ZM61 197H62V196H61ZM63 197H64V196H63ZM77 197H78V195H77ZM100 197H101V198L98 199V201L100 200V201H99L100 204H102V203H105V204H106V202L108 203V202L110 201V200L108 199V198H110V197H108V195H107V200H109V201H106V200H105L106 198H105V199H104V198L102 199V195H101ZM105 197H106V196H105ZM169 197H170V196H169ZM187 197H188V196H187ZM216 197H217V196H216ZM132 198H133V197H132ZM180 198H181V201H182V202H187L188 200H189V201L191 200L190 197H188L189 199H187L186 197H184V200L186 199L187 201H183V198H182V197H180ZM191 198H192V196H191ZM201 198H202V197H201ZM206 198H207V197H206ZM230 198H231V197H230ZM236 198H237V197H236ZM244 198H245V197H243V199H244ZM250 198H251V196H250ZM252 198H253V197H252ZM255 198H256V197H255ZM259 198H260V197H259ZM43 199H44V198H43ZM52 199H53V198H52ZM54 199H56V198H54ZM54 199H53V200H54ZM57 199H59V198H57ZM61 199H62V198H60V200H61ZM71 199H72V198H71ZM76 199H77V198H76ZM101 199H102V200H101ZM110 199H111V200H112V199H116V195H115L114 198H113V196H112V198H110ZM170 199L168 198V200H170ZM202 199H203V198H202ZM243 199H242V201H243ZM247 199H248V198H247ZM60 200H58V201H60ZM73 200H74V198H73ZM73 200H72V201H73ZM103 200H104V202H103ZM143 200H144V199H143ZM179 200H180V199H179ZM205 200H207V199H205ZM211 200H212V199H211ZM220 200H221V199H220ZM232 200H233V199H232ZM256 200H257V199H256ZM69 201H71V200H68V202H69ZM105 201H106V202H105ZM133 201H134V200H133ZM138 201H139V199H138ZM144 201H145V200H144ZM166 201H167V200H166ZM189 201H188V202H189ZM197 201H198V200H197ZM203 201H204V200H203ZM203 201H202V202H203ZM236 201H237V200H236ZM245 201H246V200H245ZM247 201H248V200H247ZM49 202H50V201H49ZM53 202H54V201H53ZM56 202H57V201H56ZM63 202H64V201H63ZM77 202H79V201H77ZM101 202H102V203H101ZM114 202H115V201H114ZM135 202H136V201H135ZM174 202H175L174 205L176 206V203H177V202H176V201H174ZM178 202L180 203V201H178ZM182 202H181V203H182ZM200 202H201V199H200ZM218 202H219V201H218ZM228 202H229V201H228ZM234 202H235V200H234ZM239 202H241V201H239ZM256 202H257V201H256ZM42 203H43V202H42ZM50 203H51V202H50ZM70 203H71V202H70ZM75 203H76V202H75ZM111 203H112V202H110V203H108V204L111 205ZM140 203H141V202H140ZM140 203H138V204H140ZM142 203H144V202H142ZM145 203H146V201H145ZM169 203H171V201H170ZM169 203H168V204H169ZM179 203H178V205H179ZM245 203H246V202H245ZM259 203H260V202H259ZM259 203H258V204H259ZM47 204H48V205H51V204H49V203H47ZM62 204H63V203H62ZM64 204H65V203H64ZM68 204H69V203H68ZM68 204H67V205H68ZM72 204H74V203H72ZM105 204H103V205H105ZM115 204H117V203L115 202V203H113L112 205H114V207H115ZM185 204H187V203H185ZM201 204H202V203H201ZM229 204H230V203H229ZM240 204H241V203H240ZM243 204H244V203H243ZM255 204H256V203H255ZM255 204H254V206H255ZM69 205H70V204H69ZM112 205L109 206L108 208L111 209ZM128 205H129V204H128ZM148 205H149V204H148ZM171 205H172V204H171ZM180 205H181V204H180ZM180 205H179V206H180ZM182 205H183V204H182ZM197 205H198V204H197ZM199 205H200V204H199ZM199 205L196 206V207L198 208ZM216 205H217V204H216ZM237 205H238V204H237ZM246 205H247V204H246ZM251 205H252V204H251ZM260 205H262V204H260ZM55 206H56V205H55ZM58 206H59V205H58ZM60 206H61V205H60ZM65 206H66V205H65ZM71 206H72V205H71ZM78 206H79V205H78ZM107 206H108V205H107ZM125 206H126V205H125ZM131 206H132V205H131ZM175 206H174V207H175ZM179 206H178V208H180ZM191 206H192V205H191ZM191 206H190V207H191ZM204 206H205V205H204ZM213 206H215V205H212V207H213ZM217 206H218V205H217ZM219 206H220V205H219ZM222 206H223V205H222ZM52 207H53V204H52ZM62 207H64V205H63ZM135 207H137V205H136ZM142 207H143V206H142ZM142 207H141V205H139V207H137V208H141L142 211H143V208L146 207L145 209H147L148 206L144 205V207H143V208H142ZM149 207H150V206H149ZM186 207H187V206H186ZM205 207H206V206H205ZM212 207H211V208H212ZM225 207H227V206H225ZM241 207H242V205H241ZM241 207H240V208H241ZM250 207H251V206H250ZM49 208H51V207H49ZM66 208H67V207H66ZM66 208H65V209H66ZM71 208H72V207H71ZM74 208H75V207H74ZM101 208H103L102 205H101ZM101 208H100V209H101ZM105 208H107V207H105ZM133 208H134V206H133ZM133 208L131 207V209H133ZM182 208H183V207H182ZM192 208H193V207H192ZM213 208H214V207H213ZM221 208H222V207H221ZM243 208H244V207H243ZM245 208H246V207H245ZM260 208H261V207H260ZM262 208H263V207H262ZM65 209H64V210H65ZM81 209H82V207H81ZM135 209H136V208H135ZM135 209H134V210H135ZM226 209H227V208H226ZM226 209H224V210L226 211ZM252 209H253V208H252ZM255 209H256V207H255ZM255 209H254V210H255ZM47 210H48V209H47ZM57 210H58V209H57ZM61 210H62V209H61ZM72 210H73V208H72ZM103 210H104V209H103ZM105 210H107L106 212L104 211L105 214H106V213L108 212V209H105ZM111 210H113V207H112ZM178 210L182 211L181 208L178 209ZM183 210H184V211H187L188 209L186 208V210H185V209H183ZM191 210H192V209H191ZM194 210H195V209H194ZM216 210H217V209H216ZM227 210H228V209H227ZM250 210H251V209H250ZM259 210H260V209H259ZM4 211H5V210H4ZM85 211H86V210H85ZM140 211H141V210H140ZM147 211H148V210H147ZM197 211H198V210H197ZM206 211H207V210H206ZM236 211H237V210H236ZM238 211H239V209H238ZM238 211H237V213H238ZM261 211H262V210H261ZM8 212H9V211H8ZM68 212H69V210H68ZM76 212H77V211H76ZM102 212H103V211H102ZM133 212H135V211H133ZM189 212H191V211H189ZM189 212H188V213H189ZM210 212H211V210H210ZM219 212H220V211H219ZM252 212H253V210H252ZM252 212L249 211L248 209H247L245 212H243V214L246 213V214H245V215H246L245 217H247V218H246L247 220H248V218H252V219H253L252 215H254V212H253V214H252ZM263 212H264V211H263ZM263 212H262V213H263ZM77 213H78V212H77ZM108 213H110V210H109ZM148 213H149V212H148ZM156 213H157V212H156ZM156 213H155V215H156ZM183 213H184V212H183ZM197 213H198V212H197ZM202 213H203V212H202ZM8 214H9V213H8ZM64 214H65V213H64ZM135 214H136V213H135ZM146 214H147V213H146ZM186 214H187V213H186ZM240 214H241V213H240ZM243 214H241V216H243ZM80 215H81V214H80ZM85 215H86V214H85ZM107 215H108V214H107ZM107 215H105V216H107ZM109 215H110V214H109ZM124 215H125V214H124ZM187 215H188V214H187ZM190 215H191V213H190ZM192 215H193V214H192ZM194 215L196 216L195 212H194ZM236 215H238V214H236ZM9 216H10V215H9ZM134 216H135V215H134ZM188 216H189V215H188ZM239 216H240V215H239ZM257 216H259V215H257ZM7 217H8V216H7ZM109 217H111V215H110ZM109 217H108V218H109ZM113 217H114V215H113ZM131 217H132V216H131ZM137 217H138V216H137ZM190 217H192V216H190ZM193 217H194V216H193ZM254 217H255V219L257 218L256 216H254ZM263 217H264V216H263ZM210 218H211V217H210ZM3 219H4V218H3ZM7 219H8V218H7ZM76 219L78 220L79 218H76ZM82 219H83V218H82ZM132 219H133V218H132ZM190 219H191V218H190ZM194 219H195V217H194ZM240 219L242 220V219H244V217H243V218L240 217ZM10 220H11V219H10ZM83 220H84V219H83ZM192 220H193V219H192ZM241 220H240V221H241ZM13 221H14V220H13ZM16 221H17V220H16ZM70 221H71V220H70ZM144 221H145V220H144ZM162 221H164V219H163ZM200 221H201V220H200ZM240 221H239V222H240ZM242 221L244 222V220H242ZM245 221H246V220H245ZM248 221H249V220H248ZM248 221H247V223H248ZM257 221H258V220H257ZM80 222H81V221H80ZM80 222H79V223H80ZM111 222H112V221H111ZM193 222H194V221H193ZM203 222H204V221H203ZM77 223H78V222H77ZM82 223H83V222H82ZM106 223H107V221H106ZM157 223H158V222H157ZM194 223H195V222H194ZM210 223H212V222H210ZM225 223H226V222H225ZM244 223H245V224H243V223H242V224L246 226L247 223H246V222H244ZM14 224H15V223H14ZM20 224H21V223H20ZM158 224H159V223H158ZM161 224H162V222H161ZM163 224H165V223L163 222ZM250 224H251V223H250ZM250 224L248 223L249 226H250ZM159 225H160V224H159ZM226 225H228V223H226ZM160 226H161V225H160ZM162 226H163V225H162ZM8 227H11V226H8ZM139 227H141V226H139ZM208 227H209V225H208ZM28 228H29V227H28ZM160 228H161V227H160ZM201 228H202V227H201ZM23 229H24V228H23ZM174 229H175V228H174ZM198 229H199V228H198ZM3 230H4V229H3ZM3 230H2V231H3ZM8 230H9V229H8ZM144 230H145V229H144ZM152 230H153V229H152ZM156 230H158V229H156ZM156 230H155V233H156ZM160 230L162 231V228H161ZM170 230H171V229H170ZM146 231H147V230H146ZM153 231H154V230H153ZM178 231H179V230H178ZM178 231H177V232H178ZM12 232H13V231H12ZM15 232H16V230H15ZM147 232H148V231H147ZM158 232H159V231H158ZM163 232H164V230H163ZM199 232H201V231H199ZM149 233H150V232H149ZM169 233H170V232H169ZM66 234H67V233H66ZM134 234H135V233H134ZM139 234H140V232H139ZM144 234H145V233H144ZM151 234H152V233H151ZM175 234H177V233H175ZM179 234H180V233H179ZM179 234H177V235H179ZM13 235H15V233H14ZM18 235H19V234H18ZM64 235H65V234H64ZM140 235H141V234H140ZM140 235H138V236H140ZM156 235H157V234H156ZM159 235H161V233H160ZM164 235H165V234H164ZM168 235H170V234H168ZM171 235H173V234H171ZM171 235H170V236H171ZM177 235H176V237H177ZM181 235H182V234H181ZM21 236H22V235H21ZM133 236H136V235H133ZM144 236H145V235H143V238H144ZM157 236H158V235H157ZM174 236H175V235H173L172 237H174ZM190 236H192V235H190ZM8 237H9V236H8ZM10 237L12 238L13 236H10ZM15 237H16V236H15ZM15 237H14V238H15ZM17 237H18V236H17ZM165 237H166V236H165ZM165 237H162V238H165ZM176 237H175V238H176ZM185 237H187V236H185ZM194 237H195V236H194ZM5 238H7V237L5 236ZM22 238H23V237H22ZM24 238H26V237H24ZM135 238H136V240H139L137 237H135ZM143 238L140 239V240H143ZM175 238H174V239H175ZM177 238H178V237H177ZM180 238H181V237H180ZM187 238H189V237H187ZM13 240H14V239H13ZM19 240H20V239H19ZM21 240H22V239H21ZM151 240H152V239H151ZM185 240H186V238H185ZM10 241H12V239H11ZM17 241H18V240H16V242H17ZM134 241H135V239H134ZM134 241H133V242H134ZM143 241H144V240H143ZM143 241H142L143 244L146 243V242H143ZM146 241H147V240H146ZM152 241H153V240H152ZM159 241H160V240H159ZM168 241H169V240H168ZM174 241H175V240H174ZM177 241H179V239H178ZM2 242H4V241H2ZM8 242H9V241H8ZM16 242H15V243H16ZM137 242H138V241H137ZM137 242H134V243H136V245H137ZM160 242H163V241H160ZM170 242H172V241L170 240ZM183 242H184V241H183ZM18 243H19V242H18ZM158 243H159V242H158ZM167 243H168V242H166V244H167ZM140 244H141V242H140ZM166 244H165V246H166ZM178 244H179V243H178ZM8 245H9V244H8ZM12 245H13V244H12ZM147 245H148V244H147ZM157 245H158V244H157ZM179 245H180V244H179ZM0 246H1V245H0ZM17 246H18V244H17ZM138 246H139V245H138ZM142 246H143V245H142ZM158 246H159V245H158ZM4 247H6V246H4ZM8 247H9V246H8ZM8 247H7V248H8ZM140 247H141V245H140ZM146 247H147V246H146ZM155 247H157V246H155ZM169 247H170V246H169ZM169 247H168V248H169ZM171 247H172V246H171ZM178 247H179V246H178ZM23 248H24V247H23ZM124 248H125V247H124ZM163 248H164V247H163ZM166 248H167V247H166ZM2 249H3V248H2ZM13 249H15V248H13ZM131 249L133 250V248H131ZM131 249H130V250H131ZM135 249H136V248H135ZM137 249H139V248H137ZM142 249H143V247H142ZM33 250H34V249H33ZM127 250H128V248H127ZM148 250L150 251V248H149ZM1 251H2V250H1ZM1 251H0V252H1ZM124 251H125V250H124ZM139 251H140V250H139ZM142 251H143V250H142ZM146 251H147V249H146ZM156 251H157V250H156ZM160 251H162V250H160ZM174 251H175V250H174ZM174 251H173V252H174ZM176 251H177V249H176ZM3 252H4V251H3ZM3 252H2V253H3ZM14 252H15V251H14ZM23 252H24V251H23ZM29 252H30V251H29ZM38 252H39V251H38ZM129 252H130V251H129ZM144 252H145V251H144ZM150 252H151V251H150ZM158 252H159V251H158ZM169 252H171V251H169ZM169 252H168V253H169ZM9 253H10V252H9ZM32 253H33V252H32ZM131 253H132V252H131ZM136 253H137V252H136ZM138 253H141V252H138ZM151 253H152V252H151ZM151 253H150V254H151ZM159 253H161V252H159ZM164 253H167V252H164ZM6 254H7V253H6ZM123 254H124V253H123ZM161 254H162V253H161ZM176 254H177V253H176ZM22 255H23V254H22ZM139 255H140V254H139ZM142 255H143V254H142ZM145 255H146V252H145ZM148 255H149V254H148ZM159 255H160V254H159ZM163 255H164V254H163ZM171 255H172V254H171ZM3 256H4V254H3ZM25 256H26L27 260H28L29 258H30V259L28 260V262L24 260V261H25L24 264H28L29 262H32V261H30V260L33 258V256H32V258L29 257V255H28V256L25 255ZM25 256H24V257H25ZM125 256H126V255H125ZM127 256H128V254H127ZM132 256H133V255H132ZM153 256H154V254H153ZM153 256H151L152 259L155 257V256H154V257H153ZM8 257H9V255H8ZM28 257H29V258H28ZM136 257H137V254H136ZM147 257H148V256H147ZM160 257H161V256H160ZM173 257H174V256H173ZM9 258H10V257H9ZM26 258H25V259H26ZM36 258H37V257H36ZM66 258H67V257H66ZM125 258H126V257H125ZM139 258L141 259L142 257L139 256ZM143 258H144V257H143ZM143 258H142V259H143ZM145 258H146V257H145ZM145 258H144V259H145ZM156 258H157V255H156ZM6 259H7V256H6ZM6 259H5V260H6ZM15 259H16V261H18V260H17V254H16V258H15ZM22 259H23V258H22ZM33 259H34V258H33ZM55 259H56V258H55ZM129 259H130V258H129ZM148 259H150V258H148ZM152 259H151V260H152ZM71 260H72V259H71ZM132 260H133V259H132ZM132 260H131V261H132ZM156 260H157V259H156ZM161 260H163V259H161ZM8 261L11 262V264H12V262H13V260H10V259H9ZM16 261L14 262V264L16 263ZM21 261H23V260H20V263H19V264H21ZM33 261H34V260H33ZM56 261H57V260H56ZM136 261H137V260H136ZM144 261H146V260H144ZM157 261H158V260H157ZM0 262H1V260H0ZM3 262H4V260H3ZM34 262H35V261H34ZM126 262H127V261H126ZM133 262H135V260H134ZM138 262H141V261H138ZM146 262H147V261H146ZM152 262H153V261H151V263H152ZM6 263H7V262H6ZM36 263H37V262H36ZM42 263H44V262H42ZM57 263H58V262H57ZM73 263H74V262H73ZM144 263H145V262H142V264H144ZM153 263H155V262H153ZM157 263L159 264V262H157ZM157 263H156V264H157ZM2 264H3V263H2ZM31 264H32V263H31ZM33 264H34V263H33ZM65 264H67V263H65ZM123 264H124V263H123ZM125 264H126V263H125ZM130 264H132V262H131ZM138 264H139V263H138ZM140 264H141V263H140Z\"/></svg>",
  "mask_w": 264,
  "mask_h": 264
}]
</instances>
